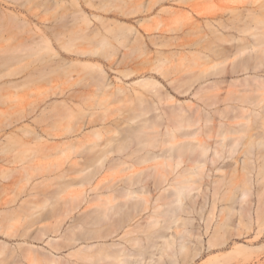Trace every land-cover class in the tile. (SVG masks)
Wrapping results in <instances>:
<instances>
[{
	"label": "rangeland",
	"instance_id": "374dc122",
	"mask_svg": "<svg viewBox=\"0 0 264 264\" xmlns=\"http://www.w3.org/2000/svg\"><path fill=\"white\" fill-rule=\"evenodd\" d=\"M1 1V0H0ZM145 1V0H144ZM153 2L154 1H156V0H152ZM161 3H163L164 5H166L167 7H168V9L169 8H171L170 10H171V12L173 11L174 12V9L177 11V13H166V12H160V13H157V11L158 10H156L155 11V9L157 8V7H159V4L157 3V4H155L154 5V7H153V9H151V11H149V12H146V13H144L145 15H150V16H152L151 17V19H150V21L149 22H147L146 23V26H149V29H150V27L151 26H153L154 25V23H156L157 21H159V19H161L162 20V18L164 19V25L161 27V30H157V31H155V29H151L152 31H149V32H146V28L145 27H143L142 28V26H139V29L141 30V31H143L146 35H148V33H157V34H161V39H163L165 42V44L163 45V46H165V47H160V49L163 51V53H164V55L162 56V55H158V54H156L154 51H155V46L154 45H152V43L150 42V40L148 39L147 41H148V43H149V50H152L153 49V52L151 51V52H149V53H151V55H152V53L155 55V56H153V58L154 59H152V56L149 54V58L150 59H152V61L150 60V61H148V63L149 62H151V63H153V65L152 66H150V68H149V65H150V63H149V65H148V63L146 64V65H148V68L146 69H143V65H145V62H143L144 64L142 65V66H134L137 62H140V61H144V60H142L143 59V57L145 58V55L147 54H145V55H142V57H141V55L139 54L138 55V53H136L137 55H138V57L140 58H138V57H135L136 59H134L133 57H129L128 55V57L130 58V60H132L133 61V59L135 60L133 63H130V62H132V61H130L129 60V58L127 57L126 59H128L129 61V65H127L128 64V62H127V60H126V65L127 66H124L125 65V61H124V64H121V66H120V64L118 65L119 67L118 68H120L121 70H123L124 68H128L129 69V67L130 68H139L138 70H140V72H139V74L138 73H136V74H133L132 76H130V77H127L126 78V76H123L122 74H123V72L121 71V73L120 72H115V71H113V70H110V72H111V75H112V77H114V76H120L122 79H123V81H117V80H115V82L116 83H122V84H125V85H127L128 87H131L130 89H132L133 90V88H137V89H143L142 87H141V85H138V84H136L137 82V80L138 79H141V78H143V77H145V76H149V74H153L155 77H157L159 80H161L162 81V83L167 87L166 89L167 90H169V92L170 93H173L174 94V96H175V98H174V101H175V103H173V105H172V107H173V109H174V107H175V105H177L176 104V102L178 103V101H176V100H179V101H181V103H185V100L187 101L186 103H188L189 102V100H192L193 102L195 101L196 102V106H197V103H198V107L200 108V106H199V104L201 105V110L198 112V111H195V112H198V113H201L202 112V122H198L199 124H197L196 126H194V124H195V122H193V130L191 131V129L192 128H190L189 129V126L187 125V128L188 129H186L185 128V126H184V128L183 127H181L183 124H184V122H186L187 120L189 121V118H190V116H191V112L190 111H187V112H189V115L187 114L186 115V117H187V119L185 118L184 120H183V118L185 117H183L181 120L182 121H180V119H176L175 117H171V116H169V115H172V116H175V114L177 113V106L179 105H177L176 106V108L174 109V110H176V113L174 114V110L173 109H171V110H173V113H172V111H170V108H171V104L172 103H170V101L169 102H165V99L164 100H162V101H164L165 102V105H163V103L161 102H159L158 101V108H160V110H161V112H159L158 111V108H157V110L156 111H158L157 113H158V115H159V113H160V116H161V113H162V115L163 116H161L162 117V119L160 118H157V116L156 115H154V116H156V118L155 119H159L160 121H161V123H163V121H164V125L162 124L161 126L163 127V128H159V127H157L156 129L157 130H155V131H153L152 133H158L159 135H162L160 132L162 131V129H163V131L164 132H166L167 130H169V129H171L173 126V130L171 129V130H169L170 131V133L171 134H169V131H167L166 133L167 134H169V135H167L166 134V136H164L165 135V133L163 132V137H165L164 139H166V141H167V139L169 140V141H167V142H163V141H161L162 140V138H160V136L157 134H154V135H156L155 136V139H156V137L157 138H160V141H161V145H159L158 143H157V146L159 145L160 146V149H158V147L156 146V143H155V145H152V148H153V146H156V148L158 149V150H155V148H149L148 146L149 145H147V146H145L144 148H143V152L142 153H140V151H139V153L138 152H136V153H133V154H131V155H128V154H119V153H117V152H114V153H111V155H110V158H108V162H109V160L111 161L113 158H118V157H122L123 158V160L122 161H127V163H121V164H119V161L117 162V164H118V166L119 167H122L121 169L120 168H118V170H123V171H121V173L119 172V171H117L116 170V172L114 171V169H113V173L112 172H110L111 170H109V171H106L105 169L104 170H102L101 172H100V174L98 173V174H95L96 176V178L94 179H92V181H90V183H88V181H85L84 180V186L82 187V185L83 184H81L82 183V181H83V179L84 178H82V176L81 175H83V173H81V172H83L82 171V169H78L77 167L79 166H74V164L76 163L75 161H77V163H79L80 161H82L83 159V157L81 156V157H79L78 155L77 156H75V155H70V156H72V157H69V158H45V156L44 157H42L41 155L38 157V156H30L31 158H33L32 159V161H31V158L29 159L30 161H28L26 158H29V155H30V151H33V146H35V145H33V146H31L30 147V145H32V144H29V150H26L25 151V149H27L26 147H27V141H29L30 139H31V136L30 135H28V134H25L22 130H21V125H23L24 123H26V122H29V123H32L34 126H35V128L37 129V130H39L40 128H41V126L43 125V123H40V122H38V121H32L31 119H33V118H28V119H26L25 121H21V120H17V110L19 109V103H18V95L14 92V89H11V88H7V90H6V92L3 90V89H6L5 87L2 89V87L0 88V90H3L2 92H1V94L0 95H2L3 97L2 98H0V186L2 187H4L5 185H9V188H10V185L12 186L11 188H15L16 190V192H17V194H19V197L17 198V202H16V197H15V195H17L16 194V192H15V194H14V198L13 199H15L13 202L15 203H13V204H11L12 202V198L10 199L9 197L11 196V195H8L7 193V196H6V194L4 193V192H2V191H5L6 189H1V191L0 192H2L3 194H0V195H2V197L4 196V194H5V197H1V202L0 203H2V205L0 204V211L1 210H5L6 212L8 211H10V212H12V210H9V209H14V207L16 208V209H14L13 210V212L15 213V219L12 217V216H14V215H10L9 216V218H6L5 216L3 217L2 215H0V227L1 228H3L4 226H5V228L6 229H8L7 227H13V230L15 231V227H16V225H18V227H16V229H18L17 231H19V229H20V232L19 233H16V231H15V234H13V230H11V231H3L2 233L3 234H1V232H0V240L2 241H7V242H10V243H12L13 245H16L17 247H18V249L21 247L20 245V247L18 246V243L17 242H20V243H23V242H25V243H28L27 244V246L25 245V246H23L24 247V250L26 249L27 250V248L29 247V245H30V247H31V244L30 243H33V244H35L36 246H34L35 248H37L38 249V253H43V254H46V252H44V251H46V250H48L47 251V254H49V255H53V256H55L58 260H57V262L58 261H63V260H61L63 257H65L66 259H68V260H66L65 258H63V259H65L69 264H73L72 262L73 261H79V262H77V263H81V264H119L123 259H125V260H123V261H125L126 262V264H127V262H130V264H264V169H263V167H264V163H262V162H264V156H263V158H262V154L264 155V147H261V146H264V142H263V139H264V127L263 126H261L260 127V125L258 126V124L256 123V124H253V120L255 121H260V116H258V117H254V113H253V109H258V110H260V112H261V114H263L264 115V103L261 105V102L262 101H264V100H262L261 99V102H258V107H256V105L255 106H253V105H249L248 103L247 104H245V102H247L248 101V97H250L251 98V96H249L248 95V93H247V91L246 90H244V91H246V93L245 94H247L248 95V97H247V95H246V97L245 98H243V96H242V94L244 93V91L242 92V86H239V85H241L242 84V82H240L241 84H239L238 83V81H240V80H242L243 79V77H245L246 78V76L245 75H247V77H248V80H249V78H250V76L253 78V76L252 75H257V77L255 76V78H257L258 79V76H260L261 78L263 77L264 78V59L262 60L261 59V57L262 58H264V55H262V54H264V51H263V49H264V45L263 44H260V42H258L257 41V39L259 38V34H261L262 32L260 31V28L261 27H263V25L261 26V25H259L258 23H260V21L257 23V21L258 20H262V21H264V18H263V16L261 15V13L262 14H264V0H178V1H176V2H174V1H170V0H163V1H161ZM136 4H132V3H129V5H128V8H133L134 6H135ZM170 5L171 6H175L174 8H172V7H170ZM228 8H232L231 9V11L228 9ZM239 8H241V10L239 9ZM248 8H250V12L248 11V13H247V11H246V9H248ZM226 9H227V11H226ZM237 9H239V10H237ZM245 9V10H244ZM253 9V10H252ZM257 9H259V12H257L258 10ZM235 10V12H237V11H241V12H239L240 14H241V17H243V18H246L247 16V22H249V20H252V17L254 18L253 19V21L251 22H249L250 23V25H251V23H252V25L250 26V25H248V29L250 28H256V30L254 31V33H256V37L255 38H257V39H255V41H253V39H254V37H253V30L251 29V32L252 33H250V29L247 31V30H245V31H243L244 29H246V28H244V26H243V24H245L244 23V21H242V20H244L243 18H239V15L237 14V18H239V19H241V21L239 20V21H237L236 19V16L234 15V13H233V11ZM237 10V11H236ZM102 11V10H101ZM246 13H245V12ZM253 11V12H252ZM102 12H104V13H106L105 11H102ZM224 12V13H223ZM232 12V13H231ZM243 13H244V16H243ZM251 13V19L249 18V14ZM252 13H253V15H252ZM259 13V14H258ZM156 14V15H155ZM157 14H159V15H157ZM231 14H233V15H231ZM247 15V16H246ZM228 16H231L230 18L228 17ZM234 16V17H233ZM261 16H262V18H261ZM157 18V19H156ZM223 20V26H227V24L226 23H228V26H229V28H231V27H233V29L232 30H230V29H228V30H226V26L225 27H221V25H222V21L220 22V20L221 19ZM230 20L231 18H234V20H236V21H234L233 23L231 22H228V19ZM236 18V19H235ZM153 19H155V20H153ZM215 19H220L218 22H217V20L216 21H214ZM152 20V21H151ZM157 20V21H156ZM160 20V21H161ZM1 21V20H0ZM154 21H156V22H154ZM230 21H233V19L232 20H230ZM153 23L151 26H150V23ZM207 22H211V25H212V23H214V25L217 27V29H219V30H221L222 31V33L221 32H218L219 33V39H221V37H222V39L221 40H219L218 39V37H217V39L219 40V43L221 44H219L218 42H217V39H216V36H214V34H210V33H213V31L212 30H214L213 29V27H211L210 29H208L210 26H208V23ZM226 22V23H225ZM241 22H243V24L241 23ZM1 23V22H0ZM163 23V22H162ZM170 23V24H169ZM220 23H221V25H220ZM240 23H241V25H240ZM210 24V23H209ZM237 24H239L238 26H237ZM254 24H258L259 26H260V28H258L259 26L257 25V26H254ZM260 24H262V23H260ZM264 24V23H263ZM1 25V24H0ZM232 25V26H231ZM246 25V26H247ZM2 26V25H1ZM155 26H156V24H155ZM170 26H172V27H175L176 26V31H167V28H170ZM199 26H201V28L198 27ZM214 26V27H215ZM195 27V28H194ZM215 27V28H216ZM237 27H240L239 29H241V31H243V32H245L244 34H240V32L237 30L238 28ZM144 28H145V30H144ZM152 28H154V26L152 27ZM0 29H1V27H0ZM3 29V28H2ZM1 29V30H2ZM199 29L201 30V32H202V30H204V29H206V31L208 32V35H209V37H207V38H209V44L211 43L210 42V39H211V41L212 42H214L213 40H215L216 39V44H214L215 46L217 45V47H215L214 46V48H215V50H216V52L214 53V54H216L217 52V54H219L220 53V50H221V52H223L224 50H225V48L226 49H229V52L230 53H232V54H230V53H228V50H227V52L226 51H224L223 53H221L220 55L222 56V54H225V52H226V54L228 55V54H230L231 56V58H229V55H228V57L227 58H229V59H232V60H230L229 62H231L232 61V63L233 62H235L234 60H236V59H238V58H236V57H234L235 56V52L234 51H236V49H237V51L236 52H238V49H240V48H242L241 49V51L243 50H245V49H248L249 48V46H251V48H249L251 51H253V53L251 52V51H249V49H248V52H251L250 53V55L247 53V50H245L246 52H241L240 54L241 55H238V56H242V59L243 60H241V58L239 59V60H237V63L235 62L234 63V65H237V66H230L231 65V63H229L230 65L228 66V67H224V69L226 68V70L224 71V74H223V72L221 71L223 68V66H225L223 63L225 62V60H227V58L225 57L224 59L225 60H222L223 61V63H221L222 61H221V59H222V57H224V56H222V57H220V55L218 56H216V55H213V53H211L210 52V46H208L209 44L207 43V41L208 40H206V38L204 39L205 41L203 42L202 40H203V36H208V35H206V32H205V35H200V36H202V37H200L199 36V34H200V31H199ZM243 29V30H242ZM154 30V31H153ZM164 30V31H163ZM174 30H175V28H174ZM210 30V31H209ZM258 30H259V32H258ZM262 30V29H261ZM263 30H264V28H263ZM262 30V31H263ZM212 31V32H211ZM0 33H2L1 31H0ZM202 33H204V32H202ZM224 33H225V35H224ZM229 33V34H228ZM231 33H233L232 34V36L234 37V38H232V37H230L229 35H231ZM3 34V33H2ZM162 34H163V36L164 37H166L167 36V38L169 37V36H172V35H174V37H176V39H175V42L176 41H178V43H179V45H178V43L175 45V42L174 41H172V42H170V40L168 39H164L163 38V36H162ZM235 34V35H234ZM258 34V35H257ZM1 35V34H0ZM166 35V36H165ZM224 35V36H223ZM236 35H238V36H240L241 37V40L243 41V42H240V44L238 43V41H237V39H239L240 37H237ZM198 36L200 37V38H202V40H197L198 39ZM211 36V37H210ZM253 38H252V37ZM223 37H225V39H229V40H231V39H233V41L232 42H230V43H233V46H230V45H232V44H230L228 41V44H230L229 46H227L228 44H226L225 46L223 45L224 44V42H225V40H224V38ZM237 37V38H236ZM252 39H251V38ZM172 38V37H171ZM236 38V39H235ZM242 38H244V39H248L249 41H246L245 40V42H247V44L244 42V40L242 39ZM173 39V38H172ZM171 39V40H172ZM234 39H235V42H234ZM192 40H195L197 43H203V45L202 46H204V44L206 43L207 44V47L209 48H207L206 46L205 47H198L197 45H196V43L194 42L193 43V47H192ZM240 39H239V41H241ZM169 41V42H168ZM199 41V42H198ZM202 41V42H201ZM251 41V43H249ZM257 41V42H256ZM1 42H5L4 41V39H3V36L1 35L0 36V43ZM167 42L170 44V43H172V46H174V47H171L170 45L168 46V44H167ZM173 42H174V45H173ZM191 42V46H188L189 44L188 43H190ZM223 44H222V43ZM187 43V44H186ZM235 43H237V45L235 44ZM245 43V44H244ZM198 44V45H199ZM205 44V45H206ZM218 44L220 45V46H218ZM235 44V45H234ZM239 44V45H238ZM251 44V45H250ZM252 44H253V46H252ZM196 45V46H195ZM201 45V44H200ZM199 45V46H200ZM213 44L211 43V46H212ZM223 45V46H222ZM3 46H4V43H2L1 45H0V52H2L1 50H3ZM177 46V47H176ZM225 47V48H222V47ZM241 46V47H240ZM254 46H257V48L255 47L254 48ZM213 47V46H212ZM228 47V48H227ZM238 47V48H237ZM252 47L254 48V49H252ZM128 48H130V47H128ZM151 48V49H150ZM207 48V49H206ZM216 48H222V49H216ZM259 48H261V50H259V52L261 53V54H258V56H257V50L259 49ZM124 49V51H127V48L125 49V48H123ZM179 52H177L176 50ZM194 49H196V52H197V50L198 51H200V52H203L202 54H203V56H202V54L200 55V54H198L197 53V56L199 55L200 57H202L203 59H202V61H204L205 59H210V58H212L213 60H211V62H210V64H211V67H212V61H214V63L215 64H213V65H215V67L217 66V68H216V70H218L219 69V65L221 66V64H223L222 65V67H220L221 68V70H218V72H217V75L218 76H216V71H215V67H210V66H208V65H202L203 64V62L201 61V59H199V58H197V60L199 61V62H202V63H200V65H202V66H200V68L201 69H203V66L206 68H211L212 69V72H214V73H212L211 71L209 72V70L208 71H206V72H209V73H212L213 74V77L212 76H209V78H208V76L206 77V79H203V80H201V78H199L198 76L200 75V74H202L203 72H205V70L202 72V73H200L198 76L196 75L195 77H198L199 79H198V82H193L194 83V85L195 86H193V88L191 87V90L189 91V88L188 87H185V88H187L186 89V92L184 91V94L183 93H181L180 94V92H181V90L183 89V87L187 84V86H189L190 84H191V81H189V80H191V78H190V75H188V73L186 74V76L188 75L189 76V78L190 79H188V77H186V79H188V81L190 82V84H188V82L185 80V74H184V76L182 75L183 73H186L187 71H189L190 69L192 70L194 67H196L200 72H201V70L199 69V65H198V67L197 66H194V64H193V66H191V64H189L190 62V59H192L193 60V57H195V56H193L194 55ZM206 51H205V50ZM213 49V48H212ZM233 51H232V50ZM172 51L173 50V52L172 53H174L175 51L178 53L176 56H174V57H172L171 55V57H172V59H173V61H172V59H170V57H169V55L168 54H170V52L168 53V51ZM175 50V51H174ZM208 50V51H207ZM217 50H219V51H217ZM232 52H231V51ZM129 51H131V49L130 50H128V52ZM212 51V50H211ZM255 51H257L256 53H254ZM213 52V51H212ZM233 52H234V56H233ZM127 53V52H126ZM130 53H132L133 54V52L131 51V52H129V53H127V54H129V55H131ZM171 53V54H172ZM192 53H193V55H192ZM205 53H207V54H209L210 56H211V54H212V56L210 57V58H208V55H206L205 56ZM211 53V54H210ZM243 53H244V56H245V58L246 59H249V61H247L246 59H244L243 57ZM2 54H4L3 52H2ZM2 54H0L1 56V61H3V55ZM196 54V53H195ZM239 54V53H238ZM245 54H248L247 56L249 57H251V55H253V57H247ZM173 55H175V54H173ZM261 55V57L259 58V56ZM132 56H136L135 55V53L132 55ZM190 56H191V58H190ZM232 56L234 57V58H232ZM257 56V57H256ZM147 57H148V55L146 56V59H147ZM159 57H162V59L161 60H159ZM166 57H168V58H166ZM217 57H219V61H218V58ZM138 58V59H137ZM196 58V57H195ZM254 58V59H253ZM165 59H167V60H171V61H169L170 63L169 64H167L168 63V61L167 60H164ZM253 59V61H251ZM260 59H261V61H260ZM136 60H138V61H136ZM162 60H163V62H162ZM189 60V61H188ZM192 60H191V62H192ZM195 61H193L194 63H196L197 62V60L196 59H194ZM215 60H217L216 62L217 63H219L218 65H217V63L215 62ZM255 60H257V61H259L260 63L261 62H263L261 65L260 64H257V63H255L256 61ZM0 61V62H1ZM145 61H147V60H145ZM160 61H161V64L163 65V63H165V64H167V65H164L165 67H167L168 65V67L166 68V69H164V67H160L159 66V64H160ZM167 61V62H166ZM189 62L188 64H186V62ZM206 61V60H205ZM210 61V60H209ZM221 61V62H220ZM228 61V60H227ZM241 61V63L242 64H240L239 62ZM245 61H247L246 62V64H245ZM199 62H197L195 65H197V64H199ZM207 62V61H206ZM205 62V63H206ZM255 63V65H259L260 67H258V66H256V68H259L258 70H256V68H254V70H253V67H254V63ZM123 63V62H122ZM142 63V62H141ZM226 63V62H225ZM245 64V66L247 65V67H246V69H242L243 68V66H244V64ZM248 63V64H247ZM1 64V63H0ZM208 64V63H207ZM209 64V65H210ZM227 64V63H226ZM139 65H140V63H139ZM145 65V66H146ZM174 65H176V68H175V70H174V72H172L171 71V68L170 67H172L173 66V68H174ZM188 65L189 66H191L192 68H190L189 70L188 69H185L186 68V66L188 67ZM228 65V64H227ZM239 65H240V68H239ZM144 66V67H145ZM185 66V67H184ZM245 66H244V68H245ZM140 67L142 68V70L140 69ZM155 67H159V68H161V71H163V72H158L156 69H154ZM238 67V68H237ZM250 67V68H249ZM169 68V69H168ZM196 68H194V69H196ZM206 68V69H207ZM236 68V69H235ZM127 69V70H128ZM196 69V70H197ZM223 69V70H224ZM248 69V70H247ZM125 70V69H124ZM187 70V71H186ZM196 70H194V71H196ZM227 70H229V71H227ZM235 70V71H234ZM243 70V71H242ZM247 70V71H246ZM256 70V71H255ZM193 71V70H192ZM191 71V72H192ZM222 73H221V72ZM230 71H231V73H230ZM238 71V72H237ZM144 72V73H143ZM176 72H177V74H176ZM190 72V73H191ZM198 72V71H197ZM206 72L204 73V74H206ZM234 72V73H233ZM241 72H243V73H241ZM199 73V72H198ZM221 73V74H220ZM227 73V74H226ZM237 73V74H236ZM141 74V75H140ZM165 76H163V75ZM169 74V75H168ZM182 75V76H180V77H182L183 78V81H179V82H182V83H184L185 81L187 82H185L186 84L185 85H183V86H181L182 88H180L181 90H180V92L178 93V90H179V88L177 89V90H175V89H173V86H175V84H178V87H179V84L180 85H182L181 83H179L178 82V80H181L180 78H178V80H176V82H178V83H172V84H170V80H173V81H175V79H177V78H175L177 75H178V77H179V75ZM193 74V73H192ZM194 74H196V72L194 73ZM124 75H125V73H124ZM220 75H222V76H220ZM248 75H250V76H248ZM171 76V77H170ZM192 76V75H191ZM194 76V75H193ZM201 76V75H200ZM167 77V78H166ZM169 77V78H168ZM172 78V79H171ZM203 78H204V75H203ZM229 78V79H228ZM241 78V79H240ZM244 78V79H245ZM261 78H259V79H261ZM262 78V79H263ZM121 79V80H122ZM193 79V78H192ZM196 80H197V78H195ZM211 79H212V83H215V80L217 81H219V80H221L222 81V79H223V81L225 80V84L227 83L229 86H235V84H239V85H236V89L235 90H233V88H231L232 89V91H231V89L229 90V92H230V95H228V97L229 96H233L234 95V99H235V97L236 96H238L237 94H238V91L239 90H241V92H242V94L241 95H239V96H241L242 97V99H244L243 101H245L244 103L241 101L242 99L241 98H238L237 99V97H236V101L235 102H232V101H234V100H232V98H231V100H229L228 101V98L226 97L227 96V94L226 93H224V92H227L228 91V88H227V86H224V83L222 82L221 83V86H222V84H223V86L225 87V88H223V86L221 87L220 86V88L221 89H224L225 91L222 93V94H220L219 95V97L221 96V95H223L224 96V94H226L225 95V97L226 98H224L226 101L225 102H222V101H224V100H222L221 99V97L219 98V97H217V98H219V100L221 99V101L220 102H222L221 104H220V102L218 101L217 103H219V105H217L215 102H214V104H216L215 106H214V104L213 103H210V100H211V98H208L209 100V103L210 104H213V106L211 107H209V106H206L205 104H204V102H202V101H207V95L209 94L210 95V93L211 92H213V91H209V93L207 92V90H206V92L208 93L206 96H204V97H206V99H202V100H198L199 99V95H198V93L201 91V90H198L199 88L198 87H200L201 85H204V83H205V85H206V83L207 82H209L210 81V83H211ZM227 79H228V82L229 81H231V84H232V80L234 79V81H235V79H238V80H236V82L237 83H235L234 84V82H233V84L234 85H230L228 82H227ZM232 79V80H231ZM242 80L243 82L247 79H245V80ZM251 79V78H250ZM258 79V80H259ZM261 79V80H262ZM195 80V81H196ZM200 80V81H199ZM247 80V81H248ZM253 80V79H252ZM252 80H250L251 82H252ZM264 80V79H263ZM132 81H134V82H132ZM170 81V82H169ZM192 81H194V79L192 80ZM260 81V80H259ZM131 82L133 83V85L131 84ZM136 82V83H135ZM250 82V83H251ZM264 82V81H263ZM2 83V81H0V84ZM127 83V84H126ZM192 83V84H193ZM210 83H208V84H210ZM211 83V85H213V87L211 86V88H212V90L214 89V87L216 86V85H214V84H212ZM217 83V82H216ZM215 83V84H216ZM248 83V85H249V82H247ZM246 83V84H247ZM259 82H255L254 83V87H256L257 86V84H258ZM262 83V82H261ZM208 84H207V86H208ZM244 84V83H243ZM253 84V83H252ZM173 85V86H172ZM204 85V86H205ZM218 85H220L219 84V82L217 83V86L215 87V88H217V89H219L218 88ZM247 85V86H248ZM251 85V84H250ZM264 84H262V86H260L259 85V87H264L263 86ZM0 86H2V85H0ZM177 86V85H176ZM210 86V85H209ZM228 86V87H229ZM8 87V86H7ZM133 87V88H132ZM203 87V86H202ZM206 87V86H205ZM204 87V88H205ZM239 87V88H238ZM245 87H246V85H245ZM259 87H256V88H259ZM201 88V87H200ZM208 90H211V88L209 87H206ZM249 88H251L252 90L254 89L253 88V85H251ZM255 88V90H253V91H257V89ZM261 88H259L258 90H261L260 92L261 93H255L256 94V96L258 95V94H262L263 93V91H262V89ZM203 89V88H202ZM244 89H246V88H244ZM264 89V88H263ZM188 90V91H187ZM196 90H198V91H196ZM215 90V89H214ZM238 90V91H237ZM247 90H249V89H247ZM182 91V92H183ZM221 90L219 89V93H221L220 92ZM223 91V90H222ZM251 91V90H250ZM252 91V92H253ZM7 92H10V93H12V94H8ZM187 92H189L188 94H186ZM195 92H198L197 94L195 93ZM218 91L216 90V91H214L213 93H212V95H213V97H212V95H210V97H212V100L213 99H215V97H216V95L217 94H219V93H217ZM232 92V93H231ZM241 92H239V93H241ZM252 92H250V93H252ZM194 93H195V95L196 96H192V95H194ZM200 93H203V91L202 92H200ZM199 93V94H200ZM205 93V92H204ZM237 93V94H236ZM229 94V93H228ZM235 94H236V96H235ZM244 94V95H245ZM197 95H198V97H197ZM204 95V94H203ZM203 95H202V97H200V99L201 98H204L203 97ZM215 95V96H214ZM250 95H252V94H250ZM200 96H201V94H200ZM218 96V95H217ZM223 96H222V98H223ZM238 96V97H239ZM259 96V95H258ZM258 96H257V98H258ZM264 96V95H263ZM1 97V96H0ZM197 97V98H196ZM255 97V96H254ZM260 97V96H259ZM217 98H216V100H217ZM229 98V99H230ZM253 98V97H252ZM251 98V99H252ZM257 98H255L256 99V101H257ZM261 98V97H260ZM4 99V100H3ZM241 99V100H240ZM247 101H246V100ZM255 99H253V100H255ZM250 100V99H249ZM252 100V101H253ZM118 103H119V105H121L122 103H123V101H120V102H122L121 104H120V102H119V100H116ZM113 102L112 103V105H111V101H109V104L107 103V105H102V107H104V108H102L103 110L105 109V111H102V115L103 116H108V119H107V116H106V119L107 120H105V122L104 121H100L97 125L99 126V127H101V128H103V125H105V126H107V125H111V124H113V125H111V128L113 127V128H117V130H120L121 132H119V131H117V130H115L114 129V132L115 131H117L118 133H117V135H114L113 136V133L112 132H110L109 134L110 135H108L106 132L108 131V129L109 130H111L110 129V127L108 128V127H106V128H108V129H106L107 131L105 132V130H104V128H103V133H104V135H105V139H104V136H103V139H104V141L102 140L101 142H105L106 141V136H107V138L109 139H111V137H109V136H113L112 137V139L114 138L115 139V137L117 136H119L118 134H122L123 132H127V128H129L128 126H129V124L132 122V124L133 123H135V122H139L138 121V118L135 120H133V121H131L130 123H129V120H127L126 119V117H128V115H126V111H128L127 113L128 114H130L132 111L133 112H135L133 109L135 108V106H136V103L138 102H135V103H133L132 101V104H133V106H134V104H135V106L133 107V106H131L132 104H131V102L129 103V101H124L125 103V105H124V108H123V106L121 105V107H122V109H124V112L120 109V107H119V109H116V108H118V107H116V106H118V103L117 102ZM208 101H207V103H208ZM214 101V100H213ZM240 101V102H239ZM258 101H259V98H258ZM108 102V101H107ZM127 102H128V104H127ZM172 102V101H171ZM194 102V103H195ZM243 104H242V103ZM116 103H117V105H116ZM166 103H170V105L169 104H167L166 105ZM184 104V105H182V107H186L187 108V104ZM192 103V102H191ZM194 103H192L191 105H190V103H189V105H188V108H187V110H190L192 107H193V104ZM253 104H257V103H255V101H253L252 102ZM260 103V104H259ZM138 104V103H137ZM160 104H162V105H160ZM229 104L230 105H233L236 109V111L234 112V111H229V109L231 110V107H232V110L234 109V107L233 106H231L230 108H228L229 107ZM237 104V106H235ZM108 105H111V107L113 106V109L111 108L110 109V107H108ZM128 105H130L129 107L132 109V107H133V109L131 110L130 108H128L127 106ZM207 105H209V104H207ZM228 105V106H227ZM167 106L169 107L168 109H169V113H167L166 111L168 110H165L164 109V107L165 108H167ZM180 106V105H179ZM192 106V107H191ZM196 106L195 107H193L192 109L193 110H195V108H196ZM238 106H241V109L239 110V108H238ZM243 106V107H242ZM125 107H127L128 109L126 110V108ZM191 107V108H190ZM228 108V110L226 109V108ZM93 108V110H95L94 111V116H96V114H98V116L100 115L99 113H101V107L99 106H97V108L95 107H92ZM107 108H109V109H107ZM163 108V109H162ZM181 108V107H180ZM198 108V109H199ZM203 108H205V109H203ZM218 108H219V113H215V112H217V111H215V109H217L218 110ZM220 108H222V109H220ZM238 108V109H237ZM242 108L243 109H245L244 110V112H243V110H242ZM263 109V111H262V109ZM136 109V108H135ZM178 109H179V107H178ZM191 109V111L193 112V110ZM223 109H225V111L227 110V111H229V112H231V113H233L231 116L233 117V115H234V113H235V115H234V117L233 118H235L237 121V123H238V121L240 120V112H241V114L243 113H246L247 115H249L250 113L252 114V115H249L247 118H249L250 120L252 119V124L254 125H252L251 124V128H253L254 127V130H255V128L258 126V127H260L261 129H258L260 132L259 133H261L262 134V136H261V134H259L258 136H256V133L257 132H255L256 130H257V128H256V130L255 131H251V130H253V129H247L248 131H245V134L247 133V132H249V134L250 133H253V132H255L254 133V135L256 136L255 138H254V140L255 141H253L252 143H253V146L252 147H254L255 148V150H254V152H252L253 154H255V156H252V157H250V159H251V161L252 160H254L253 161V163L251 162V164H254V166L256 167V169H255V167H254V169L255 170H252V172L253 171H255L254 173H253V175L251 176V175H248V177L249 178H247V179H251V177H252V179H253V181L251 182V183H253L252 185L250 184V183H248V186L250 185V189H249V192H250V194H249V192H248V196H247V198H246V200H244V201H241V202H239V201H237V198L236 197H238V195L239 194H241V191L243 190V189H247V184H246V180H245V184L246 185H244V183L243 182H239V178H240V181L242 180L241 178H246V175L247 174H245L244 172L242 173V170L243 169H238V171L239 170H241V171H239L240 173H238V171L237 170H235V171H237L235 174H234V176H232V172H231V170H229V169H233V166H235L236 165V161L238 160L237 158L239 157V159H241L242 157L244 158L245 157V155L243 156V154H244V151L243 150H241L242 148H244L245 149V146H246V141H245V139H247V142H248V147H249V142H250V145L252 144L251 143V141H252V139H250L251 137H252V135L251 136H249L248 135V138H249V140H248V138H247V135H245V139H243L245 142L244 143H240V144H242V145H238V148H239V150L238 149H236V152H238L237 154H236V152H235V156L234 155H232V157H231V159L229 158L230 157V154H233L234 152H230L229 153V149H230V147H229V149H228V145L229 146H231L232 145V141H234V139L235 138H233V140H231L230 141V139L232 138V136L234 137V131H232V133H233V135L231 136L230 134H228L230 137H228V138H230L229 139V141L227 140V137H225V136H228V135H225V133H224V131L226 132L227 130H229V129H225L224 130V127L226 126V124L228 123L227 121L229 120V119H224V117H220V113H222L221 112V110L224 112V110ZM250 109H251V111H250ZM119 110V111H118ZM181 110H182V108H181ZM197 110V109H196ZM207 110V113H208V115H210V117L211 118H215L214 120L212 119L211 120V118H209L210 119V121H206V118H205V116H207V113H205V111ZM214 110V111H213ZM117 113H119L120 111H122L121 113H119V114H117ZM137 111H138V109H137ZM155 111V110H154ZM153 110H151L150 111V113H147V115L148 114H151V113H153L154 112ZM155 111V112H156ZM166 112V114H168V115H166L165 113H163V112ZM183 111V110H182ZM184 111H186V109L184 110ZM226 111V112H227ZM103 112H105L106 113V115H104V113ZM110 112V114H111V117H110V114H107V113H109ZM113 112H115L114 114H113ZM179 112H181L180 110L178 111V115H179ZM236 112H238V113H236ZM156 113V114H157ZM172 113V114H171ZM185 113V112H184ZM184 113H182V116H183V114ZM205 113V114H204ZM228 113V112H227ZM231 113H229V114H227L228 115V117H226V118H232L231 116L229 117V115L231 114ZM249 113V114H248ZM123 114L124 115H126V117L124 118V117H122L123 116ZM193 114V113H192ZM194 114H197V113H194ZM222 114H224V113H222ZM222 114H221V116H222ZM131 115H134V113L132 114L131 113ZM177 115V114H176ZM177 115V116H178ZM185 115V114H184ZM200 115V114H199ZM121 116V117H120ZM148 116H150L151 117V115H148ZM154 116H153V114H152V118L151 119H153L154 118ZM180 116V115H179ZM178 116V117H179ZM193 116H195V118L194 117H191V118H194V119H198L199 118V116L197 117L196 115H193ZM213 116V117H212ZM262 116V115H261ZM130 117V116H129ZM159 117V116H158ZM197 117V118H196ZM209 117V116H208ZM244 117V116H243ZM262 117H264V116H262ZM44 118V117H43ZM110 118V119H109ZM123 118V119H122ZM144 118H145V116H144ZM146 118H147V116H146ZM146 118H145V121H146ZM163 118H165V119H163ZM172 118V119H171ZM181 118V117H180ZM239 120H238V119ZM117 119H119V120H117ZM148 119H150V118H148ZM154 119V120H155ZM174 119H176L175 121H180V122H182L183 124L181 125V123H178V124H180V125H178V126H180L181 127V129H179L178 127V130L175 128V126H177V122H175V121H172V120H174ZM199 119H201V118H199ZM241 119H243V120H240V122L241 123H244V118H242L241 117ZM248 119V120H249ZM34 120V119H33ZM123 120V122H124V124H125V126L123 127V126H121L122 124H123V122H122V124H120L121 123V121ZM153 120V121H154ZM159 120H155V121H157L156 122V124H155V121L152 123V122H150L151 124H152V128H153V125L155 124V125H157V123H158V121ZM169 120V121H168ZM208 120V119H207ZM232 120H234V119H231L230 120V124H231V121ZM249 120V121H250ZM262 120V119H261ZM263 120H264V118H263ZM262 120V121H263ZM149 121H151V120H149ZM149 121H146L147 123H148V126L150 125V123H149ZM188 121L186 122V123H188ZM191 121H194L193 119L191 120ZM201 121V120H200ZM219 121H222V124H223V122L225 123V122H227V123H225V126H224V124L222 125ZM243 121V122H242ZM245 121H246V119H245ZM255 121V122H256ZM66 122V121H65ZM64 122V123H65ZM126 122H128L129 124H127L126 125ZM146 122H145V124H146ZM197 122V121H196ZM209 122V123H208ZM233 122H235V121H233ZM232 122V123H233ZM238 123V125H236V123L234 124V125H229V123L227 124L228 126H231V130H234L235 128H237L238 129V131L240 130V132H241V128L239 129V127H236V126H239L241 123ZM254 122V123H255ZM186 123L184 124V125H186ZM246 123H247V125L249 124V122H247L246 121ZM142 124H144V123H142ZM171 124V125H170ZM174 124H176V125H174ZM190 124H191V122H190ZM220 124V125H219ZM63 126L65 125V124H62ZM67 125V124H66ZM102 125V126H101ZM131 125V124H130ZM147 125V124H146ZM167 125H169V129H165V128H167ZM202 127H201V126ZM213 125H215L216 127H214ZM242 125V124H241ZM240 125V126H241ZM257 125V126H256ZM263 125V124H262ZM127 126V128H126V130H124L125 129V127ZM165 126V127H164ZM198 126V127H197ZM223 126V127H222ZM235 128H234V127ZM245 126H246V124L244 123V125H243V129L245 128ZM249 126H250V124H249ZM249 126H247V128L249 127ZM256 126V127H255ZM120 127H123L122 129L120 128ZM151 127V126H150ZM149 127V128H150ZM195 127V128H194ZM199 127H201L200 129H199ZM209 127H211V128H209ZM227 127V126H226ZM112 128V129H113ZM148 128V129H149ZM176 130H175V129ZM221 128V129H220ZM228 128H230V127H228ZM234 128V129H233ZM91 129H93V125L92 124H89L88 125V127H86V129L84 130V132L86 131V132H88L89 130H91ZM151 129V128H150ZM154 129H155V127H154ZM154 129H152V130H154ZM159 129H161L160 130V132H159ZM166 131H165V130ZM210 129V130H209ZM214 129L216 130V131H214ZM237 129H235V131H237ZM124 130V131H123ZM145 130H147V129H145ZM191 131V134L193 135V136H188V137H186L187 135H185L186 133H187V131ZM196 131V133H200V134H197L195 137H194V134H196V133H194L193 131ZM207 130H208V133H207ZM219 130H220V132H219ZM224 130V131H223ZM245 130V129H244ZM113 131V130H112ZM174 133H173V132ZM189 131V132H190ZM214 131V132H213ZM243 131V130H242ZM251 131V132H250ZM176 132H177V135H176ZM185 134H184V133ZM211 132V133H210ZM230 132V131H229ZM240 132H237V136H239L241 133ZM111 133H112V135H111ZM148 133V134H147ZM147 133L145 134V136H146V141H149L148 139H147V137L149 138L150 137V139L151 138H153V134L152 133H149L148 131H147ZM194 133V134H193ZM231 133V134H232ZM240 133V134H239ZM116 134V133H115ZM124 134V133H123ZM122 134V136L120 135V137H118V138H124L125 137V134L123 135ZM128 134V133H127ZM175 134V135H174ZM239 134V135H238ZM242 134L244 135V131L242 132ZM188 135H190V133L188 134ZM211 135V136H210ZM235 135V136H236ZM243 135H241L240 137V139H242V136ZM124 136V137H123ZM161 136V137H162ZM172 136V137H171ZM174 136V137H173ZM225 138H224V137ZM260 136H261V138H260ZM26 137H30V139H28V138H26ZM116 137V138H117ZM168 137V138H167ZM171 137V138H170ZM196 137H198V139H200L201 140V142L203 143L204 142V140L206 141L205 142V145L206 146H209V145H207L208 143L211 145V146H209L210 147V152L212 151V150H215V148L216 147H218L219 148V150L220 151H222L223 150V152H221L220 153V155H218V156H215V160H213V162H211V161H208V163L206 164V166L204 165V167L201 165L200 167H198L199 165H197L198 164V162L200 163V161H194L195 159H199V160H203L204 161V159H205V157L207 158V156H204L203 158L204 159H201L202 157L201 156H199V154L201 155V149L199 150V144H200V141H198V139L196 138ZM20 138H23V139H25L24 141H26V142H24L25 143V149H23L22 150V152H24V153H21L20 154V151H21V147L23 148V144H20L21 142H22V139H21V142L19 141V143H15V141L16 142H18V140L20 139ZM117 138V139H118ZM190 138H192V139H190ZM261 140H260V139ZM15 139H18V140H15ZM188 139L189 140H193V141H188ZM237 139H238V137H237ZM260 140L263 144H259V146H257L258 145V142H256L257 140ZM154 140V139H153ZM158 140V139H157ZM171 140V141H170ZM198 142H197V141ZM203 140V141H202ZM221 140H223V142L221 141ZM243 140H242V142H243ZM251 140V141H250ZM115 141V140H114ZM118 140H116V143H118L117 142ZM150 141H152V140H150ZM150 141H149V143H150ZM185 141H188L189 143L188 144H190L191 146H195V148H197V150L194 152L193 150L195 149L194 148V146L193 147H191L190 145H186V146H190L192 149H188L189 151H186L185 149H187L188 147H186L185 146V144H186V142ZM207 141H208V143H207ZM223 143H221V142ZM120 142H121V139H120ZM153 142V141H152ZM172 142H174V143H172ZM180 142H181V146L182 147H184L185 146V149L184 148H182V149H184L183 151L185 152H181V149H180V153H183V155H179V149H178V147L180 146H178V143L180 144ZM184 144H183V143ZM192 142H193V144H192ZM196 142V143H195ZM227 142V143H226ZM116 143H114V144H116ZM148 143V144H149ZM173 144L174 145V149H175V145L177 146V148H176V153L178 154V157L177 158H183V157H185L184 159L185 160H183V159H181V160H179V159H177L179 162L180 161H182L181 162V164H179V166L177 167V163H176V156H175V152H173L172 151V153H173V156H174V161L175 162H173L174 164H172L170 161V159H172V157H165L166 158V160H163L162 162H166L167 160H168V162L169 163H171L172 165H174L173 166V171H172V174L170 173L171 172V170H169V169H165L164 167H166L167 166V164H168V162H167V164L165 163H163L164 165H166V166H164L163 168H162V166H160V168H162L163 170H161V171H163L162 172V174L163 173H165L166 172V170H168V172H166V173H170L169 174V176L168 175H166V174H164L165 175V177H164V179H163V176L164 175H162V177L161 178H159L158 176H157V173H152V174H154V176H153V179H152V176H151V178L149 179L150 180V182L148 183V185H147V183H143L144 182V180L142 181V184L141 183H137V185L138 186H136V182H134L135 180H136V178L135 177H137V171H138V169L139 168H146L145 170H149V169H147V168H149L150 166L151 167H153V169L155 168V166H153L155 163V165L157 166V165H159V164H157V160H160V159H158V155H161L162 153H163V149L161 148V146L163 147V144ZM176 143V144H175ZM207 143V144H206ZM226 143V144H225ZM246 143V144H245ZM16 144H18V145H21V146H18V145H16ZM166 144L164 145V147L163 148H166L167 146H166ZM195 144H197V145H195ZM222 144V145H221ZM16 145V146H15ZM172 145V146H173ZM184 145V146H183ZM204 145V144H203ZM220 145H221V147H220ZM225 145H226V149H224L225 148ZM255 145V146H254ZM172 146H170V148L172 147ZM197 146V147H196ZM213 146V147H212ZM241 148H240V147ZM17 147V148H16ZM147 147V148H146ZM189 147V148H190ZM215 147V148H214ZM223 147V148H222ZM247 147V146H246ZM247 147V148H248ZM9 148H11V149H9ZM30 148H32V150L30 149ZM146 148V149H145ZM168 148V147H167ZM173 148V147H172ZM179 148H181V147H179ZM194 148V149H193ZM213 148V149H212ZM217 148V149H218ZM246 148V149H247ZM174 149H172V150H174ZM212 149V150H211ZM245 149V150H246ZM249 149V148H248ZM9 152H8V151ZM150 150V151H149ZM166 150V149H165ZM164 150V153L162 154V155H166L167 153L170 155L171 153H169V152H167V151H165ZM168 150V149H167ZM170 150V149H169ZM168 150V151H169ZM198 150H199V153H198ZM208 150V151H209ZM250 150V149H249ZM257 150H259V152L257 151ZM2 151H5V152H2ZM29 151V152H28ZM152 151H155V152H153V153H156V152H158V153H160V151H162V153L161 154H158L157 153V158L155 159V158H153V159H155L156 161H154L151 157L153 156V155H155V154H153L152 155ZM175 151V150H174ZM191 151V152H190ZM193 151V152H192ZM227 151H228V153H229V155L227 156ZM263 153H262V152ZM26 152H28V153H26ZM146 152H151L150 154H151V156L150 157H148L147 155L149 154H147L146 156L144 155V154H146ZM170 152H171V150H170ZM198 153V155H197V153ZM210 152H207L208 154L210 153ZM214 152V151H213ZM239 152H243V154H241L240 153V155H239ZM258 152V153H257ZM166 153V154H165ZM175 153V154H174ZM194 153H195V155H194ZM224 153V154H223ZM249 154H250V152H248ZM252 153H251V155H252ZM262 153V154H261ZM17 154H18V156H17ZM26 154H28V155H26ZM31 154H32V152H31ZM135 154V155H134ZM176 154V155H177ZM189 154H190V158H189ZM195 156H193V155ZM211 154H213L212 152L209 154V156H211ZM257 154H258V156H257ZM259 154H261V155H259ZM25 155V156H24ZM125 155H127L126 157H124ZM144 156V157H140V156ZM187 155V156H186ZM191 155L193 156V157H191ZM224 157H223V156ZM2 156V157H1ZM118 156V157H117ZM138 156V157H137ZM170 156H172V154L170 155ZM179 156H182V157H179ZM197 156V157H196ZM221 158H220V157ZM248 156H250V155H248ZM113 157V158H112ZM133 157V158H132ZM137 157V158H136ZM163 157V156H162ZM211 157H213V155L211 156ZM218 157V158H217ZM241 157V158H240ZM261 157V158H260ZM127 158V159H126ZM134 158H136V160L134 159ZM140 159V160H142V162H143V160L144 159H146V163H142V162H140L139 163V161L140 160H138V162H137V159ZM142 158H144V159H142ZM159 158H161V157H159ZM164 158V159H165ZM168 158H170V159H168ZM195 158V159H194ZM216 158L218 159V160H216ZM226 158H228L227 160H226ZM235 158H236V161H235ZM259 158H260V160H259ZM26 159V160H25ZM163 159V158H162ZM190 159V160H189ZM193 159V160H192ZM262 159V160H261ZM153 160V163L151 162ZM170 160V161H169ZM173 160V159H172ZM206 160V159H205ZM232 160V161H231ZM234 160V161H233ZM28 161V162H27ZM79 161V162H78ZM84 161H85V158H84V160L82 161V163L84 164ZM132 161V162H131ZM147 161H149L148 162V164H147ZM30 162H32V165H31V163ZM128 162H130V163H128ZM178 162V163H179ZM189 162H190V164H189ZM196 162V163H195ZM215 162V163H214ZM217 162V163H216ZM228 162H230V164L228 163ZM234 162H235V165H234ZM27 163H28V165L30 164V167L27 165ZM53 163H61L62 164V166H60V169L59 168H55L54 169V166H53ZM73 163V164H72ZM82 163H79L80 164V166L81 165H83ZM131 163H133V164H131ZM188 163V164H187ZM196 164L195 165V167L193 166V164ZM23 164H24V166H23ZM60 164V165H61ZM74 166H72V165ZM130 164L132 165V167L130 166ZM143 164H145V165H143ZM153 164V165H152ZM170 164V165H171ZM177 164V165H176ZM226 164V165H225ZM233 165L232 166V168H230V166L229 167H227V165ZM256 164V165H255ZM262 164V168L260 169L262 172L261 173H259V170H258V166H260ZM25 165H27V167L25 168ZM133 165H134V167L135 166H137V167H135V169L136 168H138V169H136V170H134V172L133 173H136V174H133L132 173V170H133ZM161 165H162V163H161ZM169 165V164H168ZM169 165V166H170ZM117 166V167H118ZM128 167V166H130V167H128L129 169H131L130 171H128V168L126 169V168H124V167ZM147 166H149V167H147ZM175 166H176V170L177 171H175ZM198 168H197V167ZM251 166V165H250ZM72 167V170L70 169ZM150 167V168H151ZM168 167V166H167ZM185 167V168H184ZM194 167V168H193ZM13 168H14V170H13ZM16 168V169H15ZM74 168H77L78 169V171L80 172V173H78V171L76 172L75 170H73ZM81 168V167H80ZM179 168V169H178ZM190 168V169H189ZM220 168V169H219ZM252 168H253V165H252ZM4 169H5V171H4ZM68 169V170H67ZM76 169V170H77ZM128 171V172H126V170ZM159 169V167L158 168H156V170H158ZM185 169H187V170H185ZM225 169L227 170L226 172H225ZM234 169H236V168H234ZM263 169V170H262ZM7 170V171H6ZM12 170L14 171V172H12ZM67 172H66V171ZM143 170V169H142ZM155 170V169H154ZM156 170H155V172H156ZM164 170H165V172H164ZM183 170H185V172L183 171ZM9 171H11L10 173H9ZM69 171V172H68ZM73 171V172H72ZM75 171V172H74ZM136 171V172H135ZM141 170H139L138 172H139V174L141 173L140 172ZM151 171V170H150ZM150 171H148L149 173H147L146 171L144 172V170H143V172L144 173H146V175H148V174H150ZM159 171H160V169H159ZM175 171V172H174ZM181 171V172H180ZM183 171V172H182ZM233 171V170H232ZM3 172V173H2ZM4 172H5V175H3L4 174ZM26 172H27V174H26ZM107 172H108V175H107ZM117 172H119V173H117ZM123 172V173H122ZM132 173V175L134 176V178H132V177H130V181L131 182H134L133 184L131 183V182H129V180H127V182H125V180H126V178H127V176L128 175H131V173ZM158 172V171H157ZM178 172H180V173H182V176H180V173H178ZM228 172H231L230 174L228 173ZM8 173V174H7ZM12 173V174H11ZM109 173H112V174H109ZM126 173V174H125ZM160 173V172H159ZM158 173V174H159ZM239 175H238V174ZM260 175H259V174ZM263 173V174H262ZM11 174V175H10ZM29 174H31V175H29ZM81 174V175H80ZM85 174V173H84ZM106 174V175H105ZM117 174V175H116ZM138 174V175H139ZM176 174H179V175H177L176 176ZM237 174V175H236ZM245 174V176H243ZM11 177H10V176ZM14 175V176H13ZM26 175V176H25ZM116 175V176H115ZM126 175V176H125ZM131 175V176H132ZM146 175H145V180L147 179L146 178ZM235 175L236 176H238V177H235ZM241 175L243 176V177H241ZM262 175V176H261ZM7 176H9V177H7ZM16 176V177H15ZM24 176V177H23ZM28 176V178H25V177H27ZM30 176V177H29ZM79 176H81V178L82 179H80L79 180ZM102 176H104V181H101L100 182V185L101 186H103L104 184L105 185H107L106 183L108 182V189H106V188H104V186H103V188L101 187V188H99V190H97V191H95L96 189H94V187H95V185L97 184V182L100 180V179H103V177ZM120 176H123V177H126V178H123L122 177V179H124V180H122V182L120 183V181L119 180H121L120 178ZM142 176H144V174L142 173V174H140V178L142 177ZM161 176V175H160ZM167 176L169 177L168 179H167V183H166V180H165V178H167ZM178 177V178H175V179H180V178H184V179H186V182L189 180L190 182H192V183H194V187L192 186V188H187V190H186V192H184L183 194H181V196H180V198H181V200H180V198H179V196H178V198H177V195H174V194H176V192L178 191V189H180V187L182 186L181 184L183 183V181H184V179H180L182 182L180 183V180H178L179 181V183L177 182V184H180L179 186H178V188H174V185L177 187V185H176V182H175V184L174 183H172L171 182V179H172V181H174L173 179H174V177ZM180 176V177H179ZM230 176L232 177V178H230ZM257 176V177H256ZM260 176V177H259ZM4 177V178H3ZM14 177V179H16V180H14V179H12ZM84 177V176H83ZM116 177V178H115ZM154 177H155V179H159L158 181L160 182V179H161V182H162V180H164L165 181V183L166 184H163L162 186L160 185V184H162V183H160L159 185L161 186L160 188H158V187H156L155 186V184H156V180L154 179ZM234 177L236 178V179H234ZM9 178V179H8ZM21 178V179H20ZM23 178H25L24 180H23ZM106 178V179H105ZM116 179V183H117V181H118V185L116 186L115 185V182L114 183H112L113 181H115V180H113V179ZM129 178V177H128ZM127 178V179H128ZM138 178L139 177H137V180H138ZM230 178V179H229ZM257 178H260L261 180H262V182H260L261 180L260 179H257ZM6 179V180H5ZM142 179V178H141ZM224 179V180H223ZM232 179L234 180L233 182H234V185H233V187H234V189L236 190L237 189V193L236 192H233V187H231V185H230V183L228 184V180L230 181L231 180V183H232ZM238 179V181L237 182H239V184H237V183H235L236 182V180ZM19 180V181H18ZM21 180V181H20ZM81 182H79V181ZM152 180V181H151ZM155 180V182H153ZM226 180V181H225ZM260 180V181H259ZM163 181V182H164ZM223 181V182H222ZM225 181V182H224ZM259 181V182H258ZM16 182V184L15 185H13L14 183ZM20 182V183H19ZM70 182V183H72L71 185H69L68 183ZM78 182H79V184H78ZM103 182H104V184H103ZM109 182H111V184L109 183ZM129 183V184H124V183ZM139 182H140V179H139ZM146 182V181H145ZM169 182H171V183H169ZM185 182V181H184ZM249 182V181H248ZM130 183L132 184V185H134V187H130ZM151 183H155L154 185L153 184H151ZM197 183V184H196ZM220 183V184H219ZM241 183V184H240ZM2 184V185H1ZM4 184V185H3ZM19 184H20V188H19ZM66 184H67V187H66ZM112 184H113V188L112 189H110L109 190V185H111L112 186ZM149 184H151V185H149ZM169 184H171L170 186H172L173 184V188L171 187V189H170V186H169V189H166L165 190V187H167ZM226 184V185H225ZM227 184H228V186H227ZM60 185H61V188H60ZM236 185H237V187H236ZM7 186H5V188H7V190H6V192L8 191V190H13V189H9ZM14 186V187H13ZM48 186V187H47ZM50 186V187H49ZM58 186V187H57ZM66 187V188H62V187ZM69 186H71V187H69ZM79 186V187H78ZM110 186V187H111ZM124 186V187H123ZM143 186H146V187H148V186H150V187H152V188H149V193L147 192H142V191H140L141 190V188H139V187H142V190H143ZM153 186H154V188H153ZM227 186V187H226ZM240 186L242 187H244V186H246V187H242L240 190H239V188H240ZM18 187V188H17ZM33 187V188H32ZM44 187H46V188H43ZM77 187V188H76ZM120 187V189H122V188H124V189H122V190H120V189H118ZM22 188H25V190L26 191H24V189L22 190ZM31 188V190H29ZM47 188H49V190L47 189ZM54 188H56V190H58V193H57V191H56V193H57V195H52V196H55V197H57V196H60V199H59V197L58 198H56V200L57 199H59V200H55L52 196H51V194H50V198L52 197L53 198V200H55L54 202H53V200H52V198H51V200H50V198L48 199V204H47V198H48V196H49V192H51L52 194H53V192L55 191V189ZM57 188H60V189H57ZM68 188V189H67ZM70 188V189H69ZM74 188V189H73ZM80 188H83V189H81L80 191H84V195L86 194V198H87V200L83 203V201H81L82 199L81 198H79V199H81L80 201L79 200H74V202L76 201V202H81V204L79 203V204H77V205H79V206H77V208H75L76 207V205L74 204V202H73V199L75 198L74 196L75 195H71L70 193H72L73 194V192H71L72 190L71 189H73L74 190V192H75V194H76V192L78 191L77 189H80ZM85 188V189H84ZM128 188V189H127ZM138 188L140 189V190H138ZM163 188H164V190L165 191H162L163 190ZM168 188V187H167ZM229 188H231L230 190H231V192H232V194H231V196H232V198H231V196H230V190L229 191H227ZM249 188V187H248ZM43 190V192H40V191H42ZM47 189V190H46ZM61 189H64L65 191V193L61 190ZM103 189V190H102ZM105 189V190H104ZM125 189H127V190H129V189H135L136 190V193L134 192L133 194H130V195H132L131 197L130 196H128V193L129 192H131V190H129L128 192H126L127 193V195L125 194L124 195V193H122V192H124V190ZM144 189H146L145 187H144ZM148 189V188H147ZM147 189L146 190H144V191H147ZM172 189H176V192L174 191V190H172ZM186 189V188H185ZM185 189H184V191H185ZM227 189V190H226ZM233 189V190H232ZM18 190V191H17ZM22 190V191H21ZM35 190H39V191H35ZM45 190V191H44ZM54 190V191H53ZM60 190V191H59ZM77 190V191H76ZM115 190V191H114ZM234 190V191H235ZM239 190V191H238ZM10 191H8V192H10ZM23 192V193H21V192ZM30 191V192H29ZM32 191V192H31ZM53 191V192H52ZM68 191V192H67ZM82 191V192H83ZM150 191H152V192H150ZM172 191V193H170ZM26 194H25V193ZM70 192V193H69ZM113 192H116V194H114V196H116V198L113 196V198H112V194L111 195H108V198L109 199H105L103 196H106V195H101V197L102 198H104L105 200H107L106 202H105V200L104 201H101V200H98L97 199V197H96V201H92V203L93 202H95V203H93L92 205H89V204H91V202H89V200L91 201V200H93L92 198H95L94 196H95V194L97 195L98 193H100V194H110V193H113ZM121 194H120V193ZM162 192V193H161ZM163 192H165V193H163ZM32 193H33V195H32ZM138 193V194H137ZM227 193V194H226ZM236 193V194H235ZM11 194V193H10ZM20 194H22V195H20ZM38 194V195H37ZM40 194V195H39ZM48 194V195H47ZM64 196H63V195ZM66 194H70V195H66ZM141 194V195H140ZM143 194V195H142ZM144 194H145V197L147 196L148 198H150V199H148V201H149V203L148 202H145V203H147V204H149V205H147L148 207H149V209H147V206L146 205H144L143 204V206L144 207H146V210L144 209V207H143V209L141 208V206L142 205H138L140 202H142V199H143V201H144V199L146 200V198L145 197H143L142 198V196H144ZM149 194V195H148ZM159 194V195H158ZM177 194H178V192H177ZM233 194H235V195H237V196H234ZM253 194V195H252ZM12 195H13V192H12ZM34 195H36V197L34 196ZM47 195V196H46ZM120 195H121V197H120ZM161 195V199H159V196ZM163 195H164V197H165V200H164V198H163ZM168 195V196H167ZM229 195V196H228ZM28 196H29V200L30 199H32L33 201H35V203H37L38 202V204L37 205H40V207L39 206H37L36 205V208L34 207V209H32L30 206V210H29V208H28V211L31 213V214H33L32 215V217H33V219H32V217H30L31 215H30V213L27 211V209H25V211L26 212H28L27 214L29 215V216H26V217H30L31 219H29L28 221H30V220H33V223H34V225H31V223L30 222H32V221H30L29 223H28V225H26V226H30V228L31 229H28V230H31L32 231V229H33V231H34V229H36V230H38L39 229V226H40V231L38 230V235H35V233L37 232V231H34V232H29V231H27V232H29L28 234H26V235H29V236H24V237H22V235H20V234H23L22 233V230H23V232H26L24 229H26V228H29V227H26V226H23L24 224H27V218L23 215V212H25L24 211V208L23 209H21V208H19L18 210H17V208L19 207V204H20V206H22L23 207V203H21L22 201H26L27 202V200H24V199H27L28 198ZM33 196H34V199H33ZM46 196V197H45ZM62 196V197H61ZM69 196H71V199L70 198H68L70 201L72 200V203L71 202H69L71 205L72 204H74L73 206H71L70 204H68V203H66L65 201L67 200V202H68V199H67V197H69ZM127 196V197H126ZM135 196V197H134ZM138 196H140V197H138ZM151 196V197H150ZM167 196V197H166ZM234 196V197H233ZM12 197V196H11ZM39 197H41V199L39 198ZM111 197V198H110ZM122 197L124 198L125 197V199L123 200L122 199ZM24 198V199H23ZM37 198V199H36ZM61 198H63V199H61ZM66 198V199H65ZM73 198V199H72ZM85 198V196H84V199H86ZM91 198V199H90ZM100 198V197H99ZM102 198H100V199H102ZM127 198H129L128 200H127ZM133 198H134V200H133ZM166 198H167V200H166ZM168 198H169V200H168ZM229 198V199H228ZM10 199V200H9ZM76 199V198H75ZM111 199V200H110ZM135 199H136V201H137V199H138V204H137V202H134L135 201ZM229 201V202H227V200ZM231 199V200H230ZM234 200V202H233V200ZM5 200H9L10 201V203H8L9 205H5V203H3L2 201H4L5 202ZM29 200H28V202H29ZM40 200H41V202H40ZM43 200H45V201H43ZM108 200H110V201H108ZM115 200V201H114ZM119 200V201H118ZM120 200H121V202H120ZM131 200V201H130ZM132 200H133V202L134 203H136V204H134L133 202H132ZM140 200V201H139ZM178 200V201H177ZM59 201L60 202H63V203H59ZM98 201V202H97ZM235 201H236V203L238 202V204H236L235 203ZM247 201V202H246ZM30 202H32V201H30ZM42 202H45L46 204H44V203H42ZM75 202V203H76ZM99 202H101V203H99ZM102 202H105V203H107V204H105V203H102ZM110 202V203H109ZM127 202V203H126ZM154 202V203H153ZM159 202V203H158ZM233 202V203H232ZM52 203V204H51ZM66 205H65V204ZM143 203V202H142ZM232 203V204H231ZM25 204V203H24ZM28 204V203H27ZM27 204L26 205H24V206H27ZM31 204V203H30ZM34 204V202L32 203V205ZM41 204H43V205H41ZM53 204H54V206H53ZM63 205V206H61V205ZM98 204H102L101 206H98ZM105 204V205H104ZM112 204V205H111ZM118 204V205H117ZM233 204H234V206L236 205V207H234L233 206ZM240 204H241V206H240ZM5 205V206H4ZM29 205V204H28ZM65 205V206H64ZM69 205V206H68ZM95 205H97L98 207H96ZM104 205V207H102ZM107 205H108V208H106L107 207ZM109 205L112 207L111 208V211H109L110 209V207H109ZM154 205V206H153ZM18 206V207H17ZM35 206V205H34ZM47 206V207H46ZM68 206V209L66 208ZM71 206V207H70ZM87 206V207H86ZM90 206H92V208L93 209H96L97 211H98V213H96V214H94V217L95 218H93V219H95V221H92L91 219V217H93V213L94 212H91V207ZM94 206H95V208H94ZM54 207H59V208H61V210L59 211V208L57 209H55V210H57V211H55L54 210ZM72 207H73V210L71 211V209H72ZM89 207V209H86V208H88ZM232 207H234V208H232ZM9 208V209H8ZM39 210H38V209ZM46 208H49V209H46ZM101 208H102V210H101ZM35 209H37L38 211L36 212V210ZM66 209V210H65ZM92 209V211H96V210H93ZM139 209H141V210H139ZM237 209V210H236ZM244 209V210H243ZM22 210V215L23 216H21V217H24V218H17L16 219V217H19V215H20V211ZM33 210H35V212L33 211ZM45 211L44 212V214H45V216H42L41 214H42V212L40 213V211ZM69 210V211H68ZM85 210H87V213H84L85 212ZM109 211V214L107 213V216L109 215V218H107L106 219V217H105V219L106 220H104V218L102 217L103 215H100V214H104V216H106V212L105 211ZM144 210V211H143ZM159 210V211H158ZM19 211V214H17V212ZM33 211V212H32ZM48 211L50 212V213H48ZM81 211H83V213H81ZM104 211V212H103ZM3 212V211H2ZM6 212H5V215H6ZM9 212V213H10ZM26 212H25V214H26ZM55 214H54V213ZM58 212V213H57ZM110 212H112L113 213V215L111 214V216H110ZM117 212V213H116ZM163 212H164V214H163ZM62 213H63V217H62ZM100 213V214H99ZM244 215V214H246L245 216H243L242 214ZM1 214V213H0ZM3 214V213H2ZM12 214V213H11ZM16 214H17V216H16ZM54 214V215H53ZM58 216H57V215ZM80 214V215H79ZM84 214L86 215V216H84ZM88 214V215H87ZM242 216H241V215ZM96 215V216H95ZM7 217H8V214L6 215ZM38 216H40L39 218H38ZM52 216V217H51ZM56 216V217H55ZM84 216V217H83ZM98 216V217H97ZM260 216H262L263 218H261ZM1 217H3L2 219H1ZM37 217V218H36ZM81 217H82V219H84V220H82L81 219ZM90 217V218H89ZM99 217H102L103 219L101 220V218H99ZM49 218V219H48ZM56 218H57V221H56ZM78 218V219H77ZM7 219H9L8 221H7ZM11 219V220H10ZM12 219H14V220H12ZM22 219V220H21ZM23 219H24V221H23ZM37 219H39V220H37ZM75 219V220H74ZM80 219V220H79ZM86 219V220H85ZM96 219H97V222H99L100 223V220H101V225L100 224H98V226L96 225L95 226V223H96ZM262 219V220H261ZM18 220V221H17ZM26 220V221H25ZM49 220V221H48ZM59 220V221H58ZM92 221V225L90 224V221ZM99 220V221H98ZM261 220V221H260ZM9 221H10V223H9ZM17 221V222H16ZM48 221V222H47ZM103 221V222H102ZM16 222V223H15ZM21 222H23V223H21ZM35 222H37L36 224H35ZM47 222V223H46ZM52 222V223H51ZM59 222V223H58ZM32 223V224H33ZM41 223V225H39ZM49 223L51 224V226L49 225ZM55 223V224H54ZM80 223V224H79ZM93 223H94V225H93ZM21 224V225H20ZM30 224V225H29ZM97 224V223H96ZM15 225V226H14ZM56 225V226H55ZM59 225V226H58ZM78 225V226H77ZM79 225H82V226H80L79 227ZM100 225V226H99ZM33 226H35V227H33ZM42 226V227H41ZM50 226V228H48ZM74 226V227H73ZM33 227V228H32ZM57 227H59L60 229L58 230V228ZM0 228V229H1ZM73 228V229H72ZM76 228V229H75ZM47 229H49V230H47ZM50 229H51V231H50ZM3 230V229H2ZM80 230V231H79ZM47 231H48V234H47ZM56 231V232H55ZM65 231V232H64ZM69 233H68V232ZM259 231V232H258ZM26 232V233H27ZM46 232V234H47V236H45V234L43 235V233H45ZM57 232H58V234H57ZM78 232H80V233H78ZM83 232V233H82ZM6 233V234H5ZM10 233H12V236L14 235V236H16V237H12V236H10L9 237V235L8 234H10ZM32 233V234H31ZM65 233H67L66 234V236H64V234ZM76 234L75 236L73 235V237H72V235L71 234ZM5 234V235H4ZM17 234V235H16ZM37 234V233H36ZM71 235V237L69 236V235ZM67 235H68V237H67ZM18 236H21V237H18ZM42 236H45V237H43V240L41 239V240H39ZM77 236V237H76ZM62 237H64L63 239H62ZM65 237H66V239H65ZM37 238H39V239H37ZM52 238V241L53 242H50V241H48L49 239H51ZM79 238H80V240H79ZM55 239H56V242L57 243H60V242H58V240L59 241H63L62 243L64 244H62L63 246L62 247H59L61 244H59V246L57 247V248H55V246H53V245H55L54 243H55ZM70 239H71V241H70ZM84 239V240H83ZM77 240H78V242H77ZM15 241V242H14ZM17 241V242H16ZM48 241V242H47ZM69 241V243L71 244H69V243H67ZM46 242H47V244H46ZM76 242V243H75ZM50 243V244H49ZM67 243V244H66ZM209 243H212V244H210V246H209ZM53 244V245H52ZM22 245H24V244H22ZM66 245V246H65ZM67 245H69V246H67ZM124 245V246H123ZM42 248V246L43 247H45L46 249L45 250H43V249H41V250H39L40 249V247ZM84 246H86V247H84ZM88 246V247H87ZM122 246H123V248H122ZM127 248H126V247ZM26 247V248H25ZM52 247V248H51ZM64 247V248H63ZM81 247L82 248H84L83 250L81 249ZM0 248H1V246H0ZM32 248V247H31ZM78 248V249H77ZM91 248V249H90ZM116 248H117V250H116ZM120 248V249H119ZM125 248V249H124ZM20 249H22V247L20 248ZM29 249V248H28ZM81 249V251H79ZM123 249V250H122ZM56 250V251H55ZM79 251V253H78V251ZM90 250V251H89ZM116 250V251H115ZM122 250V251H121ZM49 251H51L50 253H53V254H50L49 253ZM114 251H115V254H110L111 252H113L114 253ZM83 252V253H82ZM71 253V254H70ZM85 253V254H84ZM109 253V254H108ZM69 254V255H68ZM82 254L84 255V256H82ZM87 254V255H86ZM97 254H99L98 256H97ZM105 254V255H104ZM108 254V256H106ZM71 255V256H70ZM81 255V256H80ZM102 255V257H100ZM106 256L105 258H104V256ZM110 255H111V257H110ZM124 255V256H123ZM94 256V257H93ZM119 256V258H117L116 259V257H118ZM72 257V258H71ZM82 259H80V258ZM82 257H84V258H82ZM86 257V258H85ZM88 257V258H87ZM91 257H93V258H91ZM110 257V258H109ZM114 257V258H113ZM125 257V258H124ZM77 258V259H76ZM78 258H79V260H78ZM89 258H91V259H89ZM128 258V259H127ZM85 259V260H84ZM94 259V260H93ZM97 259V260H96ZM92 260H93V262H92ZM118 260H119V262H118ZM66 261H63L62 262V264L64 263H67ZM96 261V262H95ZM57 262H55V263H53V264H57ZM91 262V263H90ZM75 263V262H74ZM77 263H75V264H77ZM58 264H59V262H58ZM129 264V263H128Z\"/></svg>",
	"mask_w": 264,
	"mask_h": 264
},
{
	"label": "bare ground",
	"instance_id": "6f19581e",
	"mask_svg": "<svg viewBox=\"0 0 264 264\" xmlns=\"http://www.w3.org/2000/svg\"><path fill=\"white\" fill-rule=\"evenodd\" d=\"M161 1H163V0H156V1H152V0H1L0 1V24L2 25H0V27H1V29H0V31L3 33H0L2 36H3V39H4V41L5 42H1L0 43V45L2 44V43H4V46H3V50H1L4 54H2V52H0V54H2L3 55V61H1L0 63V81H2V83L0 84V85H2V86H0V88L2 87V89L5 87L6 89H3L5 92H6V90H7V88H11V89H14V92L18 95L17 97H18V105H19V109L17 110V120L19 121V120H21V121H25L26 119H28V118H33V119H31L32 121H38V122H40V123H43V125L41 126V128L39 129V130H37L36 128H35V126L32 124V123H29V122H26V123H24L23 125H21L20 127H21V130L25 133V134H28V135H30L31 136V139H30V137L28 138V137H26V138H28V139H30L29 141H24L25 139H23V138H20L19 140L18 139H15V140H18V142H16L15 141V143H19V141L21 142V139H22V142L20 143V144H23L24 142H26L27 143V149H25V143L23 144V148L21 147V151H20V154L21 153H24L26 150H29L28 148V146H29V144H32V145H30V147L31 146H33V145H35V146H33L34 148H33V151H30V155H29V158H26L28 161H30L29 159L31 158L30 156H42V157H44L45 156V158L47 157V158H69V157H72V156H70V155H75V156H79V157H83L82 159L84 160V158H85V161H84V164L82 163V161H78L79 163H82L83 165H81L80 166V164L79 163H77V161H75L76 163L74 164V166H78L77 168L78 169H82V171L83 172H81V173H83V175H81L82 176V178H84L83 179V181H82V183L80 182L81 180L80 179H82L81 178V176H79L80 178H79V182L81 183V184H83L82 185V187L84 186V180L85 181H88V183H90V181H92V179L94 178H96L95 176V174H100V172L102 171V170H106V171H109V170H111L110 172H116V170L117 171H119L120 173H121V171H123V170H118V168H122V167H119L118 166V164H117V162L119 161V164H121V163H127V161H122L123 160V158L122 157H118L117 159L116 158H113L111 161L109 160V162L107 161L108 160V158H110V155H111V153H114V152H117V153H119V154H128V155H131V154H133V153H136V152H138L139 153V151H140V153H142L143 151V148L145 147V146H147V145H149L148 147L150 148H152V145H155V143H156V146H157V143L159 144V145H161L163 142H167V141H169L168 139H167V141H166V139H164L165 137H163L162 135H163V129H162V131L160 132V130L161 129H159V132L162 134V135H159L158 133V135L160 136V138H162V140L161 141H163L162 143H161V141H160V138H157L156 137V139H155V136L157 135L156 133H152L153 131H155V130H157L158 128L157 127H159V128H163L161 125L163 124H165L164 123V121H163V123H161V121L159 120L160 118L162 119V117L161 116H163L162 115V113H161V116H160V113H159V115H158V111L160 110V108H158L157 106H158V101L161 103H163V105H165V102H169L170 101V103H172L171 105H170V103H166V105L167 104H169L170 106H171V108H170V111H172V113H173V110L176 108V106H177V113H176V110H174V114L176 113L177 115H178V111L180 110L181 112H179V117L175 114V116H172V115H169V116H171V117H175L176 119L178 118V119H180V121H182L181 119L183 118V120L186 118L187 119V117H186V115L188 114L189 115V112H187V111H190L191 113V116H190V118H189V121H188V123H186V122H184V124L186 123V125H184L182 122H180V121H175L176 119H174V120H172V121H175V122H177V126H175V128L178 130V128L179 129H181V127H183L184 128V126H185V128L186 129H188L187 128V125L189 126V129L190 128H192L191 129V131L193 130V122H195V124H194V126H196L197 124H199L200 122H202V112L201 113H198L200 110H201V105L199 104V106H200V108L198 107V103H197V106H196V102L194 103L192 100H189V102L188 103H186L187 101V99L185 100V103L187 104V108H188V105H189V103H190V105L192 104V103H194L193 104V107H195L196 106V108H195V110H193L191 107V109L193 110V112L191 111V109L190 110H187V108L185 107H182V105H184L185 103L183 102V103H181V101H179V100H176V101H178V103L176 102V104L177 105H175V107H174V109H173V107H172V105H173V103H175V101H174V98H175V96H174V94L173 93H170L169 92V90H167L166 88V86L162 83V81L161 80H159L157 77H155L153 74H149V76H145V77H143V78H141V79H138L135 83L136 84H138V85H141V87L143 88V89H137V88H133V90L132 89H130L131 87H128L127 85H125V84H122V83H116L115 82V80H117V81H123V79L120 77V76H114V77H112V75H111V72H110V70H113V71H115V72H120L121 73V71L123 72V76H126V78L127 77H130V76H132L133 74H136V73H138L139 74V72H140V70H138L139 68H130L129 67V69L127 70L126 68H124L123 70H121L120 68H118L119 66V64H120V66H121V64H124V61H125V65L124 66H127V65H129V62L130 61H132V60H130V58L129 57H133L134 59H136L135 57H138V55L140 54L141 55V57H142V55H145L146 53V55H145V58L143 57V59L142 60H144V61H140V62H137L134 66H142L144 63L143 62H145V65L148 63V61H152V59H154L153 58V56H155L153 53L155 52L156 54H158V55H164V53H163V51L160 49V47H162L166 42L163 40V39H161L162 37H161V34H157V33H148V35H146L143 31H141L140 29H139V26H142V28L143 27H147L146 28V32H149V31H152L151 29H155V31H157V30H161V27L164 25V19L162 18V20L161 19H159V21H154V22H156V23H154V28H152L153 26H151L153 23L151 22L150 23V29H149V26H146V23L147 22H149L150 21V19H151V17L152 16H150V15H145L144 13H146V12H149V11H151V9H153V7H154V5L155 4H159V7H157L156 9H155V11L156 10H158L157 11V13H160V12H166V13H170L171 12V8H169L168 9V7L166 6V5H164L163 3H161ZM170 1H174V2H176V1H178V0H170ZM129 3H132V4H136L133 8H128V5H129ZM170 7H172V8H174L173 6H171L170 5ZM264 7V6H263ZM171 9V10H170ZM176 9V8H175ZM174 9V12L172 11L171 13L173 14V13H177V9L175 10ZM230 11H231V9L230 8H228ZM240 10H241V8H239ZM239 9H237V10H239ZM105 11L106 13H104V12H102V11ZM236 10V11H237ZM243 10V9H242ZM241 10V11H242ZM245 10V9H244ZM249 11L250 10V8H248V9H246V11ZM253 10V9H252ZM258 11L257 12H259V9H257ZM226 11H227V9H226ZM241 11H237V12H235V10L233 11V13H234V15L236 16V18H237V14L239 13V12H241ZM248 11H247V13H248ZM251 11V10H250ZM249 11V12H250ZM245 12V11H244ZM253 12V11H252ZM224 13V12H223ZM232 13V12H231ZM237 13V14H236ZM246 13V12H245ZM260 13V12H259ZM258 13V14H259ZM240 14V13H239ZM238 14V15H239ZM156 15V14H155ZM157 15H159V14H157ZM231 15H233V14H231ZM250 16H249V18L251 19V13L249 14ZM252 15H253V13H252ZM261 15L263 16L264 14H262L261 13ZM243 16H244V13H243ZM247 16V15H246ZM262 16H261V18H262ZM229 18L231 17V16H228ZM234 17V16H233ZM241 17V14L239 15V18ZM248 17V16H247ZM243 18V17H241V18H243L244 20H242V21H244V23L245 24H243V22H241L242 24H243V26H244V28H246V29H242L243 31H245V30H249L248 29V25H250V21L252 22L253 21V17H252V20H249V22H247L248 20V18ZM235 18V19H236ZM239 18H237L236 20L237 21H241V19H239ZM263 18H264V16H263ZM157 19V18H156ZM221 19V18H220ZM220 19H215L214 21H216L217 20V22L220 20ZM228 19V18H227ZM233 19V21H230V20H232ZM239 19V20H238ZM153 20H155V19H153ZM161 20V21H160ZM224 20V19H223ZM223 20L221 19L220 20V22L222 23V25H221V23H220V25H221V27L223 26ZM228 19V22H234V21H236V20H234V18H231V19ZM152 21V20H151ZM225 21V20H224ZM260 21V23H262V24H260V23H258ZM163 22V23H162ZM208 23V26H210L211 25V22H207ZM210 23V24H209ZM219 23V22H218ZM226 23V22H225ZM235 23V22H234ZM241 23H240V25H241ZM257 23L259 24V25H263V27H261L260 28V26L258 25V24H254V26H259L258 28H260V31L262 32L261 34H259V38L257 39V38H255L256 37V33H254V31L256 30V28L254 27L252 30V32H253V37H254V39H253V41H255V39H257V41L258 42H260V44H263L264 45V30H263V28H264V21H262V20H258L257 21ZM155 24H156V26H155ZM163 24V25H162ZM170 24V23H169ZM227 24V26L225 27V26H223V27H225L226 28V30H228V29H230V30H232L233 29V27H231V28H229V26H228V23H226ZM248 24V25H247ZM239 24H237V26H238ZM239 25V26H240ZM247 25V26H246ZM251 25H252V23H251ZM250 25V26H251ZM215 25H214V23H212V25L208 28V29H210L211 27H213V29L214 30H212L213 31V33H210V34H214V36H216V39H217V37H218V39L220 38L219 37V33L218 32H221L222 33V31L221 30H219V29H217V27L215 28L214 27ZM232 26V25H231ZM242 26V25H241ZM240 26V27H241ZM253 26V25H252ZM198 27V26H197ZM200 28H201V26H199ZM198 27V28H199ZM222 27V28H223ZM240 27H237L238 29V31L240 32V34L242 33V34H244L245 32H243V31H241V29H239ZM145 28H144V30H145ZM174 28H175V30H174ZM195 28V27H194ZM224 29V28H223ZM251 29L249 30L250 31V33H252L251 32ZM263 31H262V30ZM176 31V26L175 27H172V26H170V28H167V31ZM211 30V29H210ZM209 30V31H210ZM225 30V29H224ZM154 31V30H153ZM164 31V30H163ZM199 31H200V34H199V36L200 35H205V32H206V35H208V32L206 31V29H204V30H202V32H204V33H202L201 32V30L199 29ZM211 31V32H212ZM229 31V30H228ZM258 32H259V30H258ZM260 33V32H259ZM229 34V33H228ZM232 34L233 33H231V35H229L230 37H232V38H234L233 36H232ZM0 35V36H1ZM202 35V36H203ZM224 35H225V33H224ZM223 35V36H224ZM235 35V34H234ZM258 35V34H257ZM162 36H163V34H162ZM166 36V35H165ZM198 36V39L197 40H202V38H203V42L205 41L204 39L206 38V40H208L207 41V43L209 42V38H207V37H209V35L208 36H200V37H202V38H200ZM237 37H240V36H238V35H236ZM173 39H172V38ZM211 37V36H210ZM236 37V38H237ZM252 37V36H251ZM250 37V38H251ZM252 37V38H253ZM163 38L165 39H169L170 40V42H172V41H174L175 42V39H176V37H174V35H172V36H169L168 38H167V36L166 37H164L163 36ZM224 38V40H225V42H224V46L226 45V44H228V42L230 41V42H232L233 41V39H231V40H229V39H225V37H223ZM235 38V39H236ZM251 38V39H252ZM150 40V42L152 43V45H154L155 46V51L153 52V49L152 50H149V43H148V41L147 40ZM165 39V40H166ZM172 39V40H171ZM178 39V38H177ZM176 39V40H177ZM216 39L215 40H213L214 42H212L211 41V39H210V42L213 44L212 46H211V43L208 45V46H210V52L211 53H213V55H220L221 53H223L224 51H226L227 52V50H228V53H230L229 52V49H226L225 47H222V48H225V50L223 51V52H221V50L220 49H222V48H216V49H219L220 50V53L219 54H214L215 52H216V50H215V48H214V44H216L215 42H216ZM217 39V42L219 43V40H221L222 39V37H221V39H219L218 40ZM235 39H234V42H235ZM240 40H241V37L239 38ZM239 39H237V41H238V43L240 44V42H243L242 40L241 41H239ZM243 40H244V42H245V40L246 41H249L248 39H244V38H242ZM223 40V39H222ZM193 42H192V47L194 46L193 45V43L195 42L196 43V45L198 46V47H207V44L205 45L204 44V46H202L203 45V43H197L195 40H192ZM201 41V42H202ZM228 41V42H227ZM256 41V42H257ZM165 42V43H164ZM169 42V41H168ZM167 42V44H168V46L170 45L171 47H174L177 43H178V41H176L175 42V45H174V42H173V45L174 46H172V43H168ZM199 42V41H198ZM229 42V43H230ZM226 43V44H225ZM246 44H247V42H245ZM244 43V44H245ZM249 43H251V41L249 42ZM187 44V43H186ZM189 45L188 46H191L190 44H191V42L190 43H188ZM200 46H199V45ZM220 44V43H219ZM218 44V46H220ZM230 44H232V45H230ZM230 44H228L227 46H233V43H230ZM236 45H237V43H235ZM234 44V45H235ZM238 44V45H239ZM242 44V43H241ZM240 44V45H241ZM178 45H179V43H178ZM195 45V46H196ZM251 45V44H250ZM166 46V45H165ZM165 46H163V47H165ZM252 46H253V44H252ZM128 47H130V48H128ZM177 47V46H176ZM215 47H217V45L215 46ZM241 47V46H240ZM257 48V46H254V48ZM123 48H127V51H124V49ZM208 48V47H207ZM206 48V49H207ZM213 48V49H212ZM228 48V47H227ZM238 48V47H237ZM243 48V47H242ZM242 48H240V49H238V52H236L237 51V49H236V51H234L235 52V56H234V52H233V56L234 57H236V58H238V59H236V60H234L236 63H237V60H239L240 58H241V60H243L242 59V56H238V55H241L240 53L241 52H246L245 50H247V53L250 55V53L252 52L253 53V51H251L249 48H251V46H249V51H251V52H248V49H245L244 51L242 50L241 51V49ZM253 47H252V49H254ZM131 49V51L133 52V54L135 53V55L136 56H132L133 54L132 53H130L131 55H129V54H127V53H129V52H131V51H129L128 52V50H130ZM151 49V48H150ZM209 49V48H208ZM176 50V49H175ZM174 50V51H175ZM195 51V53H194V55H193V53H192V55L193 56H195V57H193V60L192 59H190V63L187 61L186 62V64H191V66H193V64H194V66H197L198 67V65H199V69L201 70V72L196 68V67H194V68H196V69H190V68H192L191 66H189L188 65V67L186 66V68L185 69H190L189 71H187L186 73H183L182 75L184 76V74H185V80L188 82V84H190V82L189 81H191V84L189 85V86H187V82L185 83H182V82H179V81H183V76L180 74L179 75V77H178V75L175 77V78H177V79H175V81H173V80H170L169 82H170V84H172V83H181L182 85H180L179 84V87H178V84H175V86H173V89H175V90H177L178 88H179V90H178V93L180 92V88H182L181 86H183V85H185L184 87H183V89L181 90V92H180V94L181 93H183L184 94V91L186 92V89L187 88H185V87H188L189 88V91L191 90V87L193 88V86H195L194 85V83L193 82H198V79L199 78H201V80H203V79H206V77L209 75V76H212L213 77V74L212 73H214V72H212V67H215V65H213V64H215L214 63V61H212V67H211V64H210V62H211V60H213L212 58H210L211 56H212V54H211V56L209 55V54H207V53H205V56L206 55H208V58H210V59H205L204 61H202V57H200L199 55L197 56V53L198 54H202L203 52H200V51H198L197 50V52H196V49H194ZM205 50V49H204ZM213 52H212V51ZM219 50H217V51H219ZM223 50V49H222ZM232 50V49H231ZM230 50V51H231ZM234 50V49H233ZM232 50V51H233ZM259 50H261V48H259L257 51H255L254 53H256L257 52V56H258V54H261L260 52L262 51H260L259 52ZM153 52L152 53V55H151V53H149V52ZM177 51V50H176ZM174 52V53H172L173 52V50L171 51H168V53L170 52V54H168L169 55V57H170V59H172V57H174V56H176L178 53L177 52ZM206 51V50H205ZM208 51V50H207ZM215 51V52H214ZM231 51V52H232ZM263 51H264V49H263ZM127 52V53H126ZM226 52H225V54H222V56H224V57H222L221 55H220V57H222V59H221V61L222 60H225L224 58L226 57H228V55H229V58H231L230 56V54H232V53H230V54H226ZM136 53H138V55L136 54ZM172 53V54H171ZM239 53V54H238ZM251 53V54H252ZM149 54L152 56V59H150L149 58ZM173 54H175V55H173ZM248 54H245L246 56L248 55ZM129 57H128V56ZM148 55V57H147V59H146V56ZM172 57H171V56ZM262 55H264V54H262ZM1 56V55H0ZM202 56H203V54H202ZM210 56V57H209ZM232 56V58H234ZM243 56H244V53H243ZM256 56V57H257ZM129 58V60L128 59H126V58ZM140 57V56H139ZM138 57V58H139ZM140 57V58H141ZM207 57V56H206ZM213 57V56H212ZM248 57V56H247ZM250 57V56H249ZM248 57V58H249ZM251 57H253V55H251ZM250 57V58H251ZM261 57V55L259 56V58ZM137 58V59H138ZM139 58V59H140ZM166 58H168V57H166ZM190 58H191V56H190ZM197 58H199V59H201V61L203 62V64L202 65H208V66H210L211 68H205L204 66H203V69H201L200 68V66H202V65H200V63H202V62H199L198 60H197ZM218 58V61L220 60L219 59V57H217ZM229 58H227V60H225V62L228 64H226L225 62L223 63V61L221 62V63H223L225 66H223L222 67V65L223 64H221V66L219 65L218 67H219V69L218 70H221V68L220 67H222L223 69H224V67H228L230 64L229 63H231V65L230 66H237V65H234V63L235 62H233L232 63V59H229ZM244 59H246L245 58V56L243 57ZM0 59H1V57H0ZM133 59V61L132 62H130V63H133L135 60ZM150 59V60H149ZM162 59V57H159V60H161ZM169 59V58H168ZM194 59H196L197 60V62H199V64H197V65H195L196 63H194L193 61H195ZM254 59V58H253ZM253 59L251 60V61H253ZM261 59L263 60L264 58H262L261 57ZM261 59H260V61H261ZM126 60H127V62H128V64L126 63ZM145 60H147V61H145ZM164 60V59H163ZM163 60H162V62H163ZM165 60H167V59H165ZM164 60V61H165ZM191 60H192V62H191ZM210 60V61H209ZM230 60H232L231 62H229ZM247 61H249V59H246ZM136 61H138V60H136ZM168 61V63L167 64H169L170 62L169 61H171V60H167ZM166 61V62H167ZM172 61H173V59H172ZM171 61V62H172ZM217 60H215V62H216ZM247 61H245V64H246V62ZM256 62L255 63H257V64H262L263 62H259V61H257V60H255ZM123 62V63H122ZM142 62V63H141ZM206 62V63H205ZM239 62V61H238ZM139 63H140V65H139ZM149 63H150V65H149ZM148 63V65H149V68H150V66H152L153 65V63H151V62H149ZM208 63V64H207ZM217 63V62H216ZM240 64H242L241 63V61L239 62ZM254 63V62H253ZM255 63H254V67H253V70H254V68H256V66H258V67H260L259 65H255ZM127 64V65H126ZM152 64V65H151ZM167 64H165V63H163V65L161 64V61H160V64H159V66L160 67H164V69H166L167 67H165L164 65H167ZM210 64V65H209ZM219 63H217V65H218ZM238 64V63H237ZM244 64V63H243ZM245 64H244V66H245ZM248 64V63H247ZM143 65L142 67H143V69H147L148 68V65ZM263 65V64H262ZM261 65V66H262ZM145 66V67H144ZM244 66H243V70L244 69H246V67H247V65L245 66V68H244ZM185 67V66H184ZM171 68V71L174 69L175 70V68H176V65H174V68H173V66L172 67H170ZM216 68H217V66L214 68L215 69V71H216V76H218L217 75V72H218V70H216ZM238 68V67H237ZM239 68H240V65H239ZM250 68V67H249ZM140 69L142 70V68L140 67ZM154 69H156L158 72H163V71H161V68H159V67H155ZM169 69V68H168ZM221 70L222 72H223V74H224V71L226 70V68L224 69V70ZM236 69V68H235ZM259 68H256V70H258ZM174 70L172 71V72H174ZM194 70H196V71H194ZM205 70V72L206 71H208L209 70V72L211 71L212 73H209V72H206V74H204L205 72H203V71ZM242 70V71H243ZM248 70V69H247ZM246 70V71H247ZM255 70V71H256ZM176 71V70H175ZM192 71V72H191ZM199 73H198V72ZM220 71V72H221ZM227 71H229V70H227ZM235 71V70H234ZM117 72V73H118ZM189 72V73H188ZM191 72V73H190ZM196 72V74H194ZM203 72V73H202ZM221 72V73H222ZM238 72V71H237ZM124 73H125V75H124ZM144 73V72H143ZM164 73V72H163ZM188 73V75H190V78L192 77L193 79H194V81H192L193 79L191 78V80H189L188 81V79H190L189 78V76L187 75L186 76V74ZM193 73V74H192ZM200 73H202V74H200ZM209 73V74H208ZM220 73V74H221ZM230 73H231V71H230ZM234 73V72H233ZM241 73H243V72H241ZM176 74H177V72H176ZM201 76H200V75ZM215 74V73H214ZM227 74V73H226ZM232 74V73H231ZM237 74V73H236ZM141 75V74H140ZM163 75V74H162ZM169 75V74H168ZM192 75V76H191ZM194 75V76H193ZM198 76V77H195V76ZM203 75H204V78H203ZM207 75V76H206ZM164 76V75H163ZM180 76H182V77H180ZM209 76H208V78H209ZM220 76H222V75H220ZM246 76V78L245 77H243V79L245 80L244 82L242 81V80H240V81H238V83L239 84H241L240 82H242V84L241 85H239L237 82H236V80H238V79H235V81H234V79L232 80L233 82H234V84L235 83H237V84H235V86H229L227 83L225 84V80L223 81V79H222V81L221 80H215V83L217 82H219V84L220 85H218V88L221 90L220 92L221 93H219V89H217V88H215L216 86H217V83L215 84V83H212V79H211V83L212 84H214V85H216L215 87H214V89L212 90V88H211V86L213 87V85H211V83H210V81L209 82H207L206 83V85H205V83H204V85L206 86V87H210L211 88V90H208L204 85H201L200 87H198L199 89L198 90H201L200 92H202L203 91V93H200L201 94V96H200V94L198 93V92H195L196 94L198 93V95H199V99L198 100H204V99H206V97H204V96H206L208 93H209V91L211 92V91H218L217 93H219V94H217L216 95V97H215V99H213L212 100V97H213V95H212V93L213 92H211L210 93V95H212V97H210V95L208 94L207 95V101L209 100L208 98H211V100H210V103H213L214 104V102L217 104V105H219V103H217L218 101L220 102L221 101V99L222 100H224V101H222V102H225L226 100L224 99V98H228V101L229 100H231V98H232V100H234V101H232V102H235L238 98H241L242 99V97L241 96H239V95H241L242 94V92L244 91V90H246L247 91V93H248V95L249 96H251V98L250 97H248V95L247 94H245L246 93V91H244V93L242 94V96H243V98H245L246 97V95H247V97L250 99H248V101L247 102H245V101H243L244 99H240L243 103L245 102V104H249V105H253V106H255L256 105V107H258V102H261V99L262 100H264V87H259V85L260 86H262V84H264V78L262 79L260 76H258V79L259 78H261V79H257V78H255V76L257 77V75H252L253 76V78L250 76V75H248V76H250V78H249V80H248V77H247V75H245ZM165 77V76H164ZM171 77V76H170ZM186 77H188V79H186ZM167 78V77H166ZM169 78V77H168ZM178 78H180L181 80H178ZM195 78H197V80L195 79ZM122 79V80H121ZM172 79V78H171ZM229 79V78H228ZM228 79H227V82H228ZM241 79V78H240ZM253 79V80H252ZM176 80H178V82H176ZM196 80V81H195ZM248 80V81H247ZM250 80H252V82L250 81ZM200 81V80H199ZM259 82L258 84H257V86L256 87H259V88H261L262 89V91H263V93L260 95V94H258L257 96H258V98H259V101H258V98H257V96H256V94L255 93H261L260 91L261 90H258L259 88H256V87H254L255 85H254V83L255 82ZM132 82H134V81H132ZM131 82V84L133 85V83ZM224 83V86H227V88H228V91L227 92H224L225 90L224 89H221L220 88V86H221V83ZM233 82H232V84H231V81H229L228 83L230 84V85H234L233 84ZM247 82H249V85H248V83ZM251 82V83H250ZM262 82V83H261ZM193 83V84H192ZM208 83H210V84H208ZM244 83V84H243ZM247 83V84H246ZM253 83V84H252ZM127 84V83H126ZM207 84H208V86H207ZM253 85V90H255V88L257 89V91H253L251 88H249L251 85ZM177 85V86H176ZM210 85V86H209ZM236 85H239V86H242L243 88H242V92H241V90H237L238 91V96H236V94H235V96L237 97V99H236V97H235V99H234V95L233 96H229L228 97V95H230V92H229V90L231 89V88H233V90H235L236 88ZM245 85H246V87H245ZM248 85V86H247ZM8 86V87H7ZM203 86V87H202ZM222 86H223V84H222ZM221 86V87H222ZM223 86V88H225ZM229 86V87H228ZM264 86V85H263ZM205 87V88H204ZM177 88V89H176ZM203 88V89H202ZM239 88V87H238ZM244 88H246V89H244ZM247 89H249V90H247ZM3 90H0L1 92L3 91ZM184 90V91H183ZM198 90H196V91H198ZM206 90H207V92H206ZM223 90V91H222ZM251 90V91H250ZM183 91V92H182ZM188 91V90H187ZM231 91H232V89H231ZM253 91V92H252ZM1 92H0V94H1ZM205 92V93H204ZM226 93L227 94V96L225 97V95L226 94H224V96L223 95H221L220 97H221V99L219 100V95L220 94H222V93ZM239 92H241V93H239ZM250 92H252V93H250ZM8 94H12V93H10V92H7ZM189 92H187L186 94H188ZM195 93H194V95H192V96H196L195 95ZM229 93V94H228ZM232 93V92H231ZM204 94V95H203ZM245 94V95H244ZM250 94H252V95H250ZM198 95H197V97H198ZM202 95H203V97L204 98H201L200 99V97H202ZM1 97L0 98H2L3 96L2 95H0ZM215 96V95H214ZM222 96H223V98H222ZM255 96V97H254ZM196 97V98H197ZM217 97H219V98H217ZM231 97V98H230ZM246 97V98H247ZM214 98V97H213ZM216 98H217V100H216ZM230 98V99H229ZM255 98H257V101H256V99ZM165 99V102L164 101H162V100H164ZM176 99V98H175ZM253 99H255V100H253ZM4 100V99H3ZM116 100H119V102L120 101H123V103L122 102H120V104L123 106V108H124V105L126 104L125 102L126 101H129V103L132 101L133 103H135V102H137L136 103V106H135V104H134V106H135V108L133 109V104H132V102H131V106H133L132 107V109L135 111V112H131L132 114L134 113V115H131V113L130 114H128L127 112L128 111H126L125 113H126V115H128V117H126V115H124L123 114V116L122 117H126V119L127 120H129V123L131 122V121H133L134 119L136 120L137 118H138V121L139 122H135V123H133L132 124V122L129 124L128 122H126V125L127 124H129V128H127V126L125 127V129L124 130H126V128H127V132H123L124 134H125V137L124 138H118V137H120V135L122 136V134H118L119 136L116 138L115 137V139L113 138L112 139V137L114 136V135H117V131H119V132H121L120 130H117V128L115 127V128H111V125H113V124H111L110 126L109 125H107V126H105V125H103V128H104V130H105V132L107 131L106 129H108L109 127H110V129L111 130H109L108 129V131L106 132L108 135H110L109 133L110 132H114V129L115 130H117V131H115L114 133H113V136H109V137H111V139L109 138H107V136H106V141L105 142H101L102 140L104 141V139H105V135H104V133H103V128H101V127H99L97 124L100 122V121H104L105 122V120H107L108 119V116L106 115V113L105 112H103L104 113V115H106L107 116V119H106V116H103L102 115V111H105V109L103 110L102 108H104V107H102V105H104L105 103V105H107V103L109 104V101H111V105H112V103L113 102H115ZM255 101V103H257V104H253L252 102L253 101ZM108 101V102H107ZM113 101V102H112ZM125 101V102H124ZM135 101V102H134ZM172 101V102H171ZM207 101H202V102H204V104L206 105V106H213V104H210L209 103V101H208V103H207ZM117 102V101H116ZM192 102V103H191ZM222 102H220V104L222 103ZM227 102V101H226ZM240 102V101H239ZM241 102V103H242ZM118 103V102H117ZM117 103H116V105H117ZM125 103V104H124ZM242 103V104H243ZM264 103V101H262L261 102V105ZM114 104V103H113ZM127 104H128V102H127ZM207 104H209V105H207ZM216 104H214V106L216 105ZM260 104V103H259ZM111 105H108V107H110V109L112 108L113 109V106L111 107ZM121 105H119V103H118V106H116V107H118V108H116V109H119V107H120V109L124 112V109H122V107H121ZM160 105H162V104H160ZM189 105V106H190ZM97 106L99 107H101V113H99L100 115L98 116V114H96V116H94V111L96 110H93V108L92 107H96L97 108ZM126 106V105H125ZM130 105H128L127 107L128 108H130L129 107ZM174 106V105H173ZM228 106V105H227ZM231 106H233V105H230L229 104V107L228 108H230ZM235 106H237V104L235 105ZM127 107H125L126 108V110L128 109ZM178 107H179V109H178ZM182 108V110H181V108ZM234 107V106H233ZM240 107V108H239ZM243 107V106H242ZM114 108V109H115ZM157 108H158V111H156L157 110ZM169 107L167 106V108H165L164 107V109L165 110H167ZM199 108V109H198ZM226 108V107H225ZM228 108H226L227 110H228ZM238 108H239V110L241 109V106H238ZM237 108V109H238ZM107 109H109V108H107ZM113 109V110H114ZM119 109V110H120ZM131 109V108H130ZM131 109V110H132ZM137 109H138V111H137ZM163 109V108H162ZM171 109H173V110H171ZM186 109V111H184ZM197 109V110H196ZM203 109H205V108H203ZM220 109H222V108H220ZM236 108L234 107V109L232 110V107H231V110L229 109V111H236L235 110ZM262 109V108H261ZM98 110V109H97ZM96 110V111H97ZM100 110V109H99ZM98 110V111H99ZM118 110V111H119ZM151 110H155L153 113H151V114H148V115H151V117L150 116H148L147 115V113H150V111ZM199 110V111H198ZM224 110V112L221 110V112L222 113H224V114H222V113H220V117H224V119H229L227 122L229 123L230 122V120L231 119H234V120H232L231 121V124L229 123V125H234L235 123H236V125H238V123L240 122V120H243V119H241V117L242 118H244V123L246 124V126H245V130L243 129V125H244V123H241L239 126H236V127H239V129L241 128V132H240V130L238 131V129L237 128H235L234 126V128L235 129H237V131H235V129L234 130H231V126H228L227 124V122H225V123H227L226 124V126H225V123L223 122V124H224V130L226 129H229V130H227L226 132L224 131V133H225V135H228V134H230L231 136L233 135V133H232V131H234V137L232 136V138L228 135V136H225V137H227V140L229 141V139H230V141L231 140H233V138H235L234 139V141H232L233 143H232V145L231 146H229L228 145V149H229V147H230V149H229V153L231 152H234L233 154H230V159H231V157H232V155H234L235 154V152H236V149H238L239 150V148H238V145H242V144H240V143H244L245 141H246V146L248 147V142H247V139H245L246 137H245V135H247V138H248V135L249 136H251L252 134V137L250 138V139H252V141H251V143L253 142V141H255L254 140V138L256 137V136H258L259 134H261V133H259L260 131L258 130V129H261L260 127L261 126H263L264 127V120H263V118L264 117H262V116H264L263 114H261V112H260V110H258V109H253L252 111H253V113H254V117H258V116H260V118L263 120H261L259 117V119H260V121H254L253 120V124H258V126L260 125V127H258L257 125V130H256V128H255V130H254V127L253 128H251L252 126H251V124H252V119L250 120L249 118H247L249 115H252L251 113L249 114V115H247L246 113H242L241 114V112L239 113L241 116L239 117L240 118V120L238 121V123L236 122L237 120L235 119V118H233L234 117V115H235V113H234V115H233V117L231 116L233 113H231V112H229V111H225V109H223ZM242 110H243V112H244V110L245 109H243L242 108ZM95 111V112H96ZM122 111H120L119 113H121ZM195 111H198V112H195ZM205 111V110H204ZM214 111V110H213ZM215 111H217V112H215V113H219V108H218V110L217 109H215ZM250 111H251V109H250ZM262 111H263V109H262ZM116 112V111H115ZM115 112H113V114L115 113ZM159 112H161V110L159 111ZM167 113H169V109L166 111ZM166 112L164 111L163 113H165L166 114ZM185 112V113H184ZM117 113V112H116ZM115 113V114H116ZM119 113H117V114H119ZM157 113V114H156ZM171 113V114H172ZM182 113H184L183 114V116H182ZM187 113V114H186ZM193 113V114H192ZM194 113H197V114H194ZM205 113H207V110L205 111ZM204 113V114H205ZM209 113V112H208ZM208 113H207V116H205V118H206V121H210V119L209 118H211L210 117V115H208ZM229 113H231L230 115H229V117L231 116L232 118L230 119V118H226V117H228V115L227 114H229ZM236 113H238V112H236ZM107 114H110V112L109 113H107ZM116 114V115H117ZM152 114H153V116L154 115H158L157 116V118H159V119H155L156 118V116H154V118L153 119H151L152 118ZM200 114V115H199ZM210 114V113H209ZM221 114H222V116H221ZM166 115H168V114H166ZM193 115H198L199 116V118H201V119H194L195 118V116H193ZM262 115V116H261ZM130 116V117H129ZM144 116H145V118H146V116H147V118H146V121H149V120H151V121H149V123L150 122H152L154 119L155 120H159L158 121V123H157V125H155L156 124V122L157 121H155V124L153 125V128H152V124L150 123V125L148 126V123L145 121V118H144ZM197 116V117H198ZM209 116V117H208ZM236 116V115H235ZM244 116V117H243ZM44 117V118H43ZM110 117H111V114H110ZM121 117V116H120ZM181 117V118H180ZM191 117H194V118H191ZM196 117V118H197ZM213 117V116H212ZM148 118H150V119H148ZM110 119V118H109ZM123 119V118H122ZM163 119H165V118H163ZM172 119V118H171ZM194 120V121H191V120ZM208 119V120H207ZM214 120L215 118H211V120ZM245 119H246V121L247 122H249V124H250V126H249V124L247 125V123H246V121H245ZM250 121H249V120ZM117 120H119V119H117ZM201 120V121H200ZM66 121V122H65ZM153 121V122H154ZM169 121V120H168ZM197 121V122H196ZM233 121H235V122H233ZM65 122V123H64ZM122 122H123V120L121 121V123L120 124H122ZM125 122V121H124ZM124 122H123V124L121 125V126H125V124H124ZM134 122V121H133ZM145 122H146V124H145ZM152 122V123H153ZM190 122H191V124H190ZM199 122V123H198ZM211 122V121H210ZM221 124H222V121H219ZM234 124H233V123ZM243 122V121H242ZM255 122V123H254ZM142 123H144V124H142ZM178 123H181V127L180 126H178V125H180V124H178ZM197 123V124H196ZM209 123V122H208ZM62 124H65L64 126L62 125ZM67 124V125H66ZM89 124H92L93 125V129H91V130H89L88 132H84V130L86 129V127H88V125ZM167 124V123H166ZM222 124V125H223ZM252 124V125H253ZM263 124V125H262ZM171 125V124H170ZM174 125H176V124H174ZM220 125V124H219ZM102 126V125H101ZM109 126V127H108ZM151 126V127H150ZM157 126V127H156ZM201 126V125H200ZM214 127H216L215 125H213ZM247 126H249L248 128H247ZM254 126V125H253ZM106 127H108V128H106ZM123 127H120L121 129L123 128ZM151 129H150V128ZM154 127H155V129H154ZM165 127V126H164ZM174 127V126H173ZM173 127L171 128L172 130H173ZM178 127V128H177ZM198 127V126H197ZM202 127V126H201ZM201 127H199V129L201 128ZM223 127V126H222ZM228 127H230V128H228ZM149 128V129H148ZM157 128V129H156ZM174 128V129H175ZM184 128V129H185ZM195 128V127H194ZM209 128H211V127H209ZM253 129V130H251V131H255V132H257L256 133V136L254 135V133L255 132H253V133H250L249 134V132H247L246 134H245V131H248L247 129ZM145 129H147V130H145ZM152 129H154V130H152ZM165 129H169V125H167V128H165ZM164 129V130H165ZM171 129H169V130H171ZM175 129V130H176ZM202 129V128H201ZM221 129V128H220ZM113 130V131H112ZM123 130V131H124ZM169 130H167V131H169ZM210 130V129H209ZM244 131V135L242 134V132ZM110 131V132H109ZM147 131L149 132V133H152L153 135V138H151L150 139V137L148 138L147 137V139L150 141V140H152V141H150V143H149V141H146V136H145V134L147 133ZM166 131V130H165ZM166 131V132H167ZM174 131V130H173ZM172 131V132H173ZM190 131V130H189ZM189 131H187V133L185 134L184 132V134L185 135H187L186 137H188V136H193L192 134H191V131L189 132ZM214 131H216L215 129H214ZM213 131V132H214ZM230 131V132H229ZM250 131V132H251ZM166 132H164L165 133V135L164 136H166ZM194 133H196V131L194 130L193 131ZM219 132H220V130H219ZM237 132H240L238 135L239 136H237L236 134H237ZM112 133H111V135H112ZM116 133V134H115ZM128 133V134H127ZM174 133V132H173ZM190 133V135H188ZM193 133V134H194ZM207 133H208V130H207ZM211 133V132H210ZM228 133V134H227ZM232 133V134H231ZM236 133V134H235ZM123 134V135H124ZM148 134V133H147ZM154 134H156V135H154ZM169 134H171L170 133V131H169ZM169 134H167V135H169ZM197 134H200V133H196V134H194V137L197 135ZM175 135V134H174ZM176 135H177V132H176ZM236 135V136H235ZM241 135H243L242 136V139H240L241 137ZM103 136H104V139H103ZM162 136V137H161ZM211 136V135H210ZM261 136H262V134H261ZM261 136H260V138H261ZM172 137V136H171ZM170 137V138H171ZM174 137V136H173ZM224 137V136H223ZM224 137V138H225ZM228 137H230V138H228ZM237 137H238V139H237ZM254 137V138H253ZM168 138V137H167ZM189 138V137H188ZM197 139H198V137H196ZM249 138H248V140H249ZM259 138V139H260ZM120 139H121V142H120ZM154 139V140H153ZM158 139V140H157ZM190 139H192V138H190ZM243 139H245V141L243 140ZM257 140L256 142H258V145L257 146H259V144L261 145V144H263L260 140ZM115 140V141H114ZM116 140H118L117 142L118 143H116ZM206 140V139H205ZM204 140V142L202 143L201 142V140L200 139H198V141H200V144L198 145L200 148H199V150L201 149V155L199 154V156H201L202 158L201 159H204L203 157L204 156H207V158L205 157V159H204V161L203 160H199L198 158L197 159H195L194 161H200V163L198 162V164L197 165H199L198 167H200L201 165L204 167V165L206 166V164L208 163V161H211V162H213V160H215L214 158H215V156H218V155H220V153L221 152H223V150L222 151H220L219 150V148L218 147H214L215 148V150H212L211 152L213 153V154H211V156L213 155V157H211V156H209V154L211 153L210 152V147L209 146H211L209 143H208V141H207V145H209V146H206L205 145V141ZM242 140H243V142H242ZM24 141V142H23ZM171 141V140H170ZM188 141H193V140H189L188 139ZM188 141H185L186 142V144H185V146L189 143ZM197 141V140H196ZM197 141V142H198ZM203 141V140H202ZM222 142H223V140H221ZM220 141V142H221ZM184 142V143H185ZM221 142V143H222ZM263 142H264V139H263ZM114 143H116V144H114ZM149 143V144H148ZM161 143V144H160ZM172 143H174V142H172ZM183 143V142H182ZM183 143V144H184ZM196 143V142H195ZM224 143V142H223ZM222 143V144H223ZM227 143V142H226ZM225 143V144H226ZM166 144V143H165ZM165 144H163V147H164V145ZM176 144V143H175ZM191 144V143H190ZM190 144H188V145H190ZM192 144H193V142H192ZM204 144V145H203ZM221 144V145H222ZM16 145H18V144H16ZM15 145V146H16ZM157 146L158 147V149H160V146ZM173 144H166V146L168 147H166V148H163L162 146H161V148L163 149L162 151H163V153H164V150L165 151H167V152H169V153H171L172 154V156H170L168 153L164 156V155H162L163 153H162V151H160V153H158V152H156V153H153V152H155V151H152V155L153 154H155V155H153L151 158L153 159V158H157L158 156L159 157H161V158H159L158 157V159H160V160H157V164H159L160 162L162 163V165H161V163L159 164V165H153V166H155V170H156V168H158L159 167V169H160V171H159V169L158 170H156V172H155V170L153 169V167H149V166H147V167H149V168H147V169H149L148 171H150V174H148V175H146V173H144L145 171L147 172V173H149L147 170H145L146 168H136V169H138V171L139 170H141L140 172V174H144V176H142L141 178H140V174H139V172L135 169V167H137V166H135L134 167V165H133V170H132V173L134 172V170H136L137 171V177H139L138 178V180H137V177H135L136 178V180L134 181V182H136V186H138L137 185V183H141L142 184V181L144 180V184L145 183H147L148 181L150 182V178H151V176H152V179H153V176H154V174H152V173H157V176L159 177V178H161L162 177V175H164V174H166V175H168L169 176V174L171 173L172 174V171H173V166L174 165H172V164H174L173 162H175L174 161V156H173V153H172V151L173 152H177L176 151V148H177V146L175 145V149H174V145L172 146ZM180 145V146H179ZM182 144H181V142H180V144L178 143V146L179 147H181V148H179L178 147V149H179V155H183V153H180V149H181V152L185 149V146L184 147H182L181 146ZM195 145H197V144H195ZM221 145H220V147H221ZM18 146H21V145H18ZM156 146H153V148H155V150H158L157 148H156ZM170 146H172L171 148H170ZM191 146V145H190ZM186 146V147H188L187 149H185L186 151H189L188 149H192L191 147H193V146ZM245 146V149L247 148ZM253 146V143L250 145V142H249V149L247 148L246 150L244 149V148H242L241 150H243L244 151V154H243V152L241 153V152H239V155H240V153L241 154H243V156L245 155V157L243 158H241V159H239V157L237 158L238 160L236 161V158H235V161H236V165H235V162H234V165L235 166H233V165H229L230 164V162H228L229 164L227 165V167H229L230 166V168H232V166H233V169H229V170H231V172L233 173H231V172H228L229 174L231 173L232 174V176H234V174L238 171V169H243L242 170V173L244 172H246L245 174H247L246 175V178H241L242 180L240 181V178H239V182H245V180H246V184L244 183V185H246L247 186V189L245 188V189H243L242 191H241V194H239L238 195V197H236L237 198V201H239V202H241V201H244V200H246V198H247V196H248V192H249V189H250V185L248 186V183H250L251 185L253 184V183H251L252 181H253V179H252V177H251V179H247V178H249L248 177V175H253V173L255 172V171H253L252 172V170H255L256 169V167L254 166V164H251V162L253 163V161L254 160H252L251 161V159H250V157H252V156H255V154H253L252 152H254V150H255V148L254 147H252ZM255 146V145H254ZM190 147V148H189ZM197 147V146H196ZM213 147V146H212ZM240 147V146H239ZM261 147H264V146H261ZM17 148V147H16ZM147 148V147H146ZM145 148V149H146ZM152 148V149H153ZM182 148H184V149H182ZM194 148H195V146H194ZM193 148V149H194ZM218 148V149H217ZM223 148V147H222ZM241 148V147H240ZM9 149H11V148H9ZM23 149H25V151L23 150ZM31 150H32V148H30ZM170 149L171 150V152H170V150L168 151V150ZM172 149H174V150H172ZM224 149H226V145H225V148ZM254 149V150H253ZM22 150L24 151V152H22ZM184 150V151H185ZM197 150V148H195L193 151L195 152ZM199 150H198V153H199ZM209 150V151H208ZM8 151V150H7ZM28 151V152H29ZM150 151V150H149ZM183 151V152H184ZM192 151V152H193ZM214 151V152H213ZM258 152H259V150H257ZM2 152H5V151H2ZM9 152V151H8ZM28 152H26V153H28ZM31 152H32V154H31ZM191 152V151H190ZM207 152H210L209 154L207 153ZM248 152H250V154L248 153ZM257 152V153H258ZM262 152V151H261ZM264 152V151H263ZM262 152V153H263ZM149 153V154H148ZM151 152H146V154H144L145 156L147 155L148 157H150L151 156V154H150ZM157 153L158 154H161V155H158L157 156ZM174 153V154H175ZM185 153V152H184ZM197 153V152H196ZM198 153H197V155H198ZM227 153H228V151H227ZM229 153L227 154V156L229 155ZM238 152H236V154H237ZM251 153H252V155H251ZM255 153V152H254ZM261 153V154H262ZM29 154V153H28ZM28 154H26V155H28ZM177 154V153H176ZM175 154V158H176V163L178 164H176L177 165V167L179 166V164H181V162L182 161H178L177 159H179V160H181V159H183V160H185L184 158L185 157H183V158H177L178 157V154L176 155ZM224 154V153H223ZM235 154V155H236ZM261 154H259V155H261ZM135 155V154H134ZM150 155V156H149ZM168 155V156H167ZM193 155V154H192ZM191 155V157H193L194 155H195V153H194V155L192 156ZM234 155V156H235ZM248 155H250V156H248ZM17 156H18V154H17ZM25 156V155H24ZM38 156V157H39ZM127 155H125L124 157H126ZM163 156V157H162ZM172 157V159H170V158H168V159H170L169 161L172 163H169L168 162V160L165 162L166 164H167V162H168V164L170 165H168L167 164V166L166 165H164L165 163L164 162H162L163 160H166V158L165 157ZM187 156V155H186ZM223 156V155H222ZM257 156H258V154H257ZM263 154H262V158H263ZM2 157V156H1ZM138 157V156H137ZM136 157V158H137ZM140 157H144L143 155L142 156H140ZM179 157H182V156H179ZM195 157V156H194ZM197 157V156H196ZM220 157V156H219ZM224 157V156H223ZM259 157V156H258ZM133 158V157H132ZM136 158H134L135 160H136ZM163 158V159H162ZM165 158V159H164ZM189 158H190V154H189ZM218 158V157H217ZM216 158V160H218ZM221 158V157H220ZM261 158V157H260ZM260 158H259V160H260ZM25 159V160H26ZM32 159L33 158H31V161H32ZM127 159V158H126ZM142 159H144V158H142ZM155 159H153L154 161H156ZM228 158H226V160H227ZM264 159V158H263ZM138 160H140L139 158L137 159V162H138ZM153 160L151 161L152 163H153ZM190 160V159H189ZM193 160V159H192ZM262 160V159H261ZM27 161V162H28ZM145 161V162H144ZM160 161V162H159ZM232 161V160H231ZM234 161V160H233ZM132 162V161H131ZM140 162H142V160H140L139 161V163ZM143 162L144 163H146V159H144L143 160ZM142 162V163H143ZM148 162L149 161H147V164H148ZM159 162V163H158ZM179 162V163H178ZM207 162V163H206ZM255 162V161H254ZM31 163V165H32V162H30ZM128 163H130V162H128ZM150 163V162H149ZM164 163V164H163ZM183 163V162H182ZM196 163V162H195ZM215 163V162H214ZM217 163V162H216ZM262 163H264V162H262ZM61 163H53V166H54V169L55 168H59L60 169V166H62V164L60 165ZM73 164V163H72ZM71 164V165H72ZM131 164H133V163H131ZM130 164V166L132 167V165ZM141 164V163H140ZM188 164V163H187ZM189 164H190V162H189ZM193 164V163H192ZM27 165H28V163H27ZM27 165H25V168L27 167ZM143 165H145V164H143ZM195 165L196 164H193V166L195 167ZM226 165V164H225ZM251 165V166H250ZM252 165H253V168H252ZM256 165V164H255ZM264 165V164H263ZM23 166H24V164H23ZM29 167H30V164L28 165ZM73 166V165H72ZM73 166V167H74ZM118 166V167H117ZM130 166H128V167H130ZM160 166H162V168L164 167V166H166V167H164L165 169L167 168V169H169L171 166V168L169 169V170H171V172L168 174V173H166V172H168V170H166V172H165V170H164V172L165 173H163L162 174V172L163 171H161V170H163L162 168H160ZM81 167V168H80ZM128 167H124V168H128ZM193 167V168H194ZM197 167V166H196ZM197 167V168H198ZM254 167H255V169H254ZM262 168V164L260 165V166H258V170H259V173H261L262 171L260 170L261 168ZM77 168H74L73 170H75L76 172L78 171V169ZM185 168V167H184ZM234 168H236V169H234ZM260 168V169H259ZM16 169V168H15ZM71 170H72V167L70 168ZM77 169V170H76ZM113 169H114V171H113ZM125 169V170H126ZM144 170V172H143V170ZM177 168H176V166H175V171H177L176 170ZM179 169V168H178ZM190 169V168H189ZM220 169V168H219ZM263 169H264V167H263ZM262 169V170H263ZM13 170H14V168H13ZM12 170V172H14ZM68 170V169H67ZM131 169H129L128 168V171H130ZM185 170H187V169H185ZM185 170H183L184 172H185ZM228 170V169H227ZM226 169H225V172L227 171ZM233 170V171H232ZM235 170H237V171H235ZM4 171H5V169H4ZM7 171V170H6ZM66 171V170H65ZM74 171V172H75ZM127 170H126V172H128ZM135 171V172H136ZM158 171V172H157ZM174 171V172H175ZM182 171V172H183ZM188 171V170H187ZM239 171H241V170H239ZM238 171V173H240ZM11 171H9V173H10ZM67 172V171H66ZM69 172V171H68ZM73 172V171H72ZM119 172H117V173H119ZM124 172V171H123ZM122 172V173H123ZM152 172V173H151ZM160 172V173H159ZM181 172V171H180ZM180 172H178V173H180ZM235 172V173H234ZM3 173V172H2ZM78 173H80L79 171H78ZM85 173V174H84ZM112 173H109V174H112ZM131 173V172H130ZM132 173H131V175H132ZM159 173V174H158ZM237 173V174H238ZM258 173V174H259ZM8 174V173H7ZM12 174V173H11ZM10 174V175H11ZM26 174H27V172H26ZM114 174V173H113ZM126 174V173H125ZM133 174H136V173H133ZM139 174V175H138ZM236 174V175H237ZM245 174L243 175V176H245ZM263 174V173H262ZM3 175H5V172H4V174ZM9 175V176H10ZM29 175H31V174H29ZM106 175V174H105ZM107 175H108V172H107ZM117 175V174H116ZM115 175V176H116ZM128 175L127 176V178L126 177H123V176H120L121 178V180H119L120 181V183L122 182V180H124V179H122V177L123 178H126V180H125V182H127V180H129L130 179V177H132V178H134V176L132 175ZM145 175H146V180L144 179L145 178ZM151 175V176H150ZM161 175V176H160ZM177 175H179V174H176V176ZM235 175V177H238V176H236ZM239 175V174H238ZM251 175V176H252ZM260 175V174H259ZM6 176V175H5ZM9 176H7V177H9ZM14 176V175H13ZM26 176V175H25ZM84 176V177H83ZM126 176V175H125ZM167 176V178H165V180H166V183H167V179L170 177H168ZM174 177V181H172V179H171V182L172 183H174L175 184V182L177 181L178 183H179V181L178 180H182V179H184V178H180V179H175V178H178V177ZM180 176H182V173H180ZM179 176V177H180ZM242 175H241V177H243ZM262 176V175H261ZM1 177V176H0ZM11 177V176H10ZM16 177V176H15ZM24 177V176H23ZM30 177V176H29ZM103 177V179H100L98 182H97V184L95 185V187H94V189H96L95 191H97V190H99V188H103V186L105 185L104 184V182H103V186H101L100 185V182L101 181H104V176H102ZM150 177V178H149ZM164 177H165V175L163 176V179H164ZM234 177V179H236ZM257 177V176H256ZM260 177V176H259ZM4 178V177H3ZM25 178H28V176L27 177H25ZM25 178H23V180L25 179ZM116 178V177H115ZM113 179V180H115V181H113L112 183H114L115 182V185L117 186L119 183H118V181H117V183H116V179ZM230 178H232L231 176H230ZM229 178V179H230ZM9 179V178H8ZM12 179H14V177L12 178ZM21 179V178H20ZM106 179V178H105ZM139 179H140V182H139ZM154 179H155V177H154ZM257 179H260V178H257ZM6 180V179H5ZM14 180H16V179H14ZM142 180V181H141ZM148 180V181H147ZM156 180V184H155V186L156 187H158V188H160L163 184H166L165 183V181L164 180H162V182H161V179H160V182L158 181L159 179L157 178V179H155ZM155 180L153 181V182H155ZM180 180V183L183 181H181ZM224 180V179H223ZM261 180V179H260ZM259 180V181H260ZM19 181V180H18ZM21 181V180H20ZM146 181V182H145ZM152 181V180H151ZM164 181V182H163ZM185 181V182H184ZM184 181H183V183L181 184L182 186L180 187V189H178V194H177V192H176V189L174 190V189H172V190H174L175 192H176V194H174V195H177V198H178V196H179V198H180V196H181V194H183L184 192H186V190H187V188H192V186L194 185V183H192V182H190L189 180L186 182V179H184ZM226 181V180H225ZM224 181V182H225ZM234 180L232 179V183H231V180L229 181H227L228 182V184L230 183V185H231V187H233V185H234V182H233ZM238 181V179L236 180V182L235 183H237V184H239V182H237ZM249 181V182H248ZM251 181V182H250ZM258 181V182H259ZM79 182H78V184H79ZM84 182V183H83ZM93 182V181H92ZM129 182H131L130 180H129ZM134 182H131L132 184L134 183ZM148 182V183H149ZM171 182H169V183H171ZM177 182H176V185H177V187L174 185V188H178V186L180 185V184H177ZM223 182V181H222ZM260 182H262V180L260 181ZM1 183V182H0ZM20 183V182H19ZM68 183V182H67ZM70 183V182H69ZM68 183V184H69ZM110 184H111V182H109ZM124 183V182H123ZM130 183V187H134V185H132ZM148 183H147V185H148ZM160 183H162V184H160ZM16 184V182L13 184V185H15ZM72 183H70L69 185H71ZM107 185H105L104 186V188H106V189H108V182L106 183ZM124 184H126V183H124ZM127 184H129V183H127ZM126 184V185H127ZM151 184H153V183H151ZM151 184H149V185H151ZM153 184V185H154ZM161 186H160V185ZM197 184V183H196ZM220 184V183H219ZM228 184H227V186H228ZM241 184V183H240ZM2 185V184H1ZM4 185V184H3ZM17 185V184H16ZM171 184H169L167 187H165V190L166 189H169V186H170ZM172 185V186H173ZM226 185V184H225ZM5 186H7V185H5ZM5 186L3 187H1L0 186V188L2 189H6L7 190V188H5ZM101 186V187H100ZM111 185H109V190L110 189H112L113 188V184H112V186L110 187ZM172 186H170V189H171V187ZM226 186V187H227ZM246 186H244V187H246ZM8 188H9V185L7 186ZM12 186L10 185V188H11ZM14 187V186H13ZM48 187V186H47ZM50 187V186H49ZM58 187V186H57ZM66 187H67V184H66ZM65 186L64 187H62V188H66ZM69 187H71V186H69ZM79 187V186H78ZM99 187V188H98ZM124 187V186H123ZM144 187L147 189V191H144V190H146V189H144ZM194 187V186H193ZM236 187H237V185H236ZM243 187V186H242ZM241 186H240V188H239V190L242 188ZM243 187V188H244ZM249 187V188H248ZM9 188V189H10ZM16 188V187H15ZM13 189V188H11V189H13V190H8V191H10V192H6V190L5 191H2V192H4L5 194L7 193H9L8 195H11L9 198L11 199H13L14 198V194H15V190L16 189ZM18 188V187H17ZM19 188H20V184H19ZM33 188V187H32ZM43 188V187H42ZM44 188H46V187H44ZM43 188V189H44ZM60 188H61V185H60ZM60 188H57V189H60ZM77 188V187H76ZM139 188H141V190L139 189ZM138 188V190H140V191H142L143 193L144 192H148L149 191V188H152V187H150V186H148V187H146V186H143V190H142V187H139ZM153 188H154V186H153ZM173 188V187H172ZM186 188V189H185ZM1 189H0V191H1ZM2 189V190H3ZM24 189V191H26L25 190V188H22V190ZM48 190H49V188H47ZM46 189V190H47ZM55 189V191L53 192V194L51 193V192H49L48 194H49V196H48V198H47V204H48V199L50 198V194H51V196L52 195H57V193H58V190H56V188H54ZM68 189V188H67ZM70 189V188H69ZM74 189V188H73ZM73 189H71L72 191L71 192H73V194L72 193H70L72 196L73 195H75L74 197L76 198H72L73 199V202H74V200H81V201H83V203L87 200V198H86V194L84 195V191L82 192V191H80L81 189H83V188H80V189H77L76 191V194H75V192H74V190ZM85 189V188H84ZM118 189H120V187L118 188ZM122 189H124V188H122ZM122 189H120V190H122ZM128 189V188H127ZM127 189H125L124 190V192H122V193H124V195L126 194L127 195V193L126 192H128L129 190H131V189H129V190H127ZM184 189H185V191H184ZM231 188H229L227 191H229ZM233 189H234V187H233ZM232 189V190H233ZM21 190V191H22ZM29 190H31V188L29 189ZM42 190V189H41ZM63 192L65 191L64 189H61ZM103 190V189H102ZM105 190V189H104ZM164 190V188H163V190L162 191H165ZM235 190V189H234ZM233 190V192H236L237 191V189L234 191ZM238 190V191H239ZM15 191V192H14ZM18 191V190H17ZM20 191V192H21ZM35 191H39V190H35ZM45 191V190H44ZM56 191H57V193H56ZM60 191V190H59ZM100 191V190H99ZM115 191V190H114ZM126 191V192H125ZM167 191V190H166ZM2 192H0V194H3ZM12 192H13V195H12ZM30 192V191H29ZM32 192V191H31ZM40 192H43V190L42 191H40ZM68 192V191H67ZM136 193V190L134 189H132L131 190V192H129L128 193V196H132V195H130V194H133V193ZM150 192H152V191H150ZM11 193V194H10ZM21 193H23V192H21ZM25 193V192H24ZM65 193V192H64ZM120 193V192H119ZM149 193V192H148ZM162 193V192H161ZM163 193H165V192H163ZM170 193H172V191L170 192ZM230 196H231V194H232V192H231V190H230ZM237 193V192H236ZM235 193V194H236ZM5 194H4V196L3 197H5ZM7 194H6V196H7ZM16 194H17V192H16ZM26 194V193H25ZM47 194V195H48ZM70 194H66V195H70ZM112 194V198H113V196H114V194H116V192H113V193H110V194H100V193H98L97 195L95 194V198H92L93 200H89V202H91V204H89V205H92L93 203H95V202H93L92 203V201H96V197H97V199L98 200H101V201H104L105 199H109L108 198V195H111ZM121 194V193H120ZM138 194V193H137ZM173 194V193H172ZM185 194V193H184ZM227 194V193H226ZM235 194H233L234 196H237V195H235ZM238 194V193H237ZM249 194H250V192H249ZM20 195H22V194H20ZM32 195H33V193H32ZM38 195V194H37ZM40 195V194H39ZM46 195V196H47ZM63 195V194H62ZM65 195V194H64ZM63 195V196H64ZM101 195H106V196H103L104 198H102L101 197ZM117 195V194H116ZM141 195V194H140ZM143 195V194H142ZM149 195V194H148ZM159 195V194H158ZM251 195V194H250ZM253 195V194H252ZM1 197H2V195H0ZM17 196V197H16ZM35 197H36V195H34ZM34 196H33V199H34ZM45 196V197H46ZM84 196H85V198L86 199H84ZM168 196V195H167ZM166 196V197H167ZM229 196V195H228ZM233 196V197H234ZM1 197H0V199H1ZM2 197V198H3ZM8 197V196H7ZM15 199H16V202H17V198L19 197V194H17V195H15ZM53 198L55 197V196H52ZM51 197V198H52ZM59 197V199H60V196H57V197H55L54 199L56 200V198H58ZM62 197V196H61ZM102 198V199H100V198ZM115 198H116V196H114ZM120 197H121V195H120ZM127 197V196H126ZM135 197V196H134ZM138 197H140V196H138ZM143 197H145V194H144V196H142V198ZM151 197V196H150ZM161 197V195L159 196V199H161L160 198ZM40 199H41V197H39ZM51 198H50V200H51ZM53 198H52V200H53ZM68 198H70L71 199V196H69V197H67V199ZM79 198H81V199H79ZM111 198V197H110ZM146 198V200L144 199V201H143V199H142V202H140L139 204H138V199H137V201H136V199H135V201L134 202H137V204L140 206V205H142L141 206V208L143 209V204L144 205H146L147 203H145V202H148L149 203V201H148V199H150V198H148L147 196L145 197ZM163 198H164V200H165V197H164V195H163ZM178 198V199H179ZM231 198H232V196H231ZM9 199V200H10ZM15 199H13L11 202V204H13L14 202V200ZM24 199V198H23ZM37 199V198H36ZM59 199H57V200H59ZM61 199H63V198H61ZM66 199V198H65ZM91 199V198H90ZM122 199L124 200L125 199V197L123 198L122 197ZM129 198H127V200H128ZM229 199V198H228ZM2 200V199H1ZM1 200H0V202H1ZM9 200H5V202L4 201H2L3 203H5V205H9L8 203H10V201ZM24 200H27V202L26 201H22L21 203H23L22 205H23V207L22 206H20V204H19V207L17 208V210L19 209V208H21V209H23L24 207V211H25V209H27V211H28V208H29V210H30V207L32 208V209H34V207L36 208V205L38 204V202L37 203H35V201H33L32 199H30L29 200V196H28V198L27 199H24ZM28 200H29V202H28ZM51 200V201H52ZM55 200H53V202L55 201ZM56 200V201H57ZM64 200V199H63ZM85 200V201H84ZM111 200V199H110ZM110 200H108V201H110ZM133 200H134V198H133ZM133 200H132V202H133ZM166 200H167V198H166ZM168 200H169V198H168ZM180 200H181V198H180ZM227 200V199H226ZM231 200V199H230ZM233 200V199H232ZM30 201H32V202H30ZM43 201H45V200H43ZM107 200H105V202H106ZM115 201V200H114ZM119 201V200H118ZM131 201V200H130ZM140 201V200H139ZM178 201V200H177ZM34 202V204L32 205V203ZM40 202H41V200H40ZM66 203H68V204H70L69 202H71L72 203V200L70 201L69 199H68V202H67V200L65 201ZM76 202V201H75ZM74 202V204L76 205V207L75 208H77V206H79V205H77V204H81V202H76L75 203ZM98 202V201H97ZM105 202H102V203H105ZM120 202H121V200H120ZM133 202V203H134ZM227 202H229L228 200H227ZM233 202H234V200H233ZM232 202V203H233ZM247 202V201H246ZM29 205H28V204ZM31 203V204H30ZM42 203H44V204H46L45 202H42ZM59 203H63V202H60L59 201ZM82 203V204H83ZM99 203H101V202H99ZM110 203V202H109ZM127 203V202H126ZM154 203V202H153ZM159 203V202H158ZM231 203V204H232ZM235 203H236V201H235ZM1 205H2V203H0ZM15 204V203H14ZM27 204V206H24V205H26ZM52 204V203H51ZM65 204V203H64ZM74 204H70L71 206H73ZM81 204V205H82ZM96 204V203H95ZM105 204H107V203H105ZM104 204V205H105ZM134 204H136V203H134ZM236 204H238V202L236 203ZM4 205V206H5ZM35 205V206H34ZM41 205H43V204H41ZM61 205V204H60ZM66 205V204H65ZM64 205V206H65ZM74 205V206H75ZM94 205V204H93ZM102 204H98V206H101ZM104 205L102 206V207H104ZM112 205V204H111ZM118 205V204H117ZM147 205H149V204H147ZM146 205V206H147ZM30 206V207H29ZM37 206H39L40 207V205H37ZM44 206V205H43ZM53 206H54V204H53ZM61 206H63V205H61ZM69 206V205H68ZM68 206L66 207L67 209H68ZM70 206V207H71ZM96 207H98L97 205H95ZM95 206H94V208H95ZM154 206V205H153ZM233 206H234V204H233ZM240 206H241V204H240ZM45 207V206H44ZM47 207V206H46ZM87 207V206H86ZM91 208H92V206H90ZM109 211H111V206L109 205ZM234 207H236V205L234 206ZM234 207H232V208H234ZM41 208V207H40ZM57 207H54V210L56 209ZM59 208V207H58ZM57 208V209H58ZM106 208H108V205H107V207ZM9 209V208H8ZM14 209H16L15 207H14ZM14 209H9V210H12V212H6L5 210H1L0 211V215H2L3 217L5 216L6 218H9V216L10 215H14V216H12L13 218L15 217V213L13 212V210ZM38 209V208H37ZM37 209H35L36 210V212L39 210H37ZM46 209H49V208H46ZM86 209H89V207L88 208H86ZM93 209V208H92ZM92 209H91V212H94L93 213V217H91L92 219V221H95V219H93V218H95L94 217V214H96V213H98V211L96 210V209H93V210H96V211H92ZM144 209L146 210V207H144ZM147 209H149V207L147 206ZM35 210H33L34 212H35ZM61 210V208H59V211ZM66 210V209H65ZM73 210V207H72V209H71V211ZM90 210V209H89ZM101 210H102V208H101ZM139 210H141V209H139ZM237 210V209H236ZM244 210V209H243ZM3 211V212H2ZM15 211V210H14ZM32 211V212H33ZM55 211H57V210H55ZM69 211V210H68ZM105 211V210H104ZM103 211V212H104ZM109 211L107 212V211H105L106 213V216H104V214H100V215H103L102 217L104 218V220H106L107 218H109V215L107 216V213L109 214ZM144 211V210H143ZM159 211V210H158ZM5 212H6V215L8 214V217L5 215ZM22 210L20 211V215H19V217H16V219L18 218H24V217H21V216H29L27 213L29 212H26V214H25V212H23V215H22ZM42 212V216H45V214H44V212L45 211H40V213ZM96 212V213H95ZM3 213V214H2ZM12 213V214H11ZM30 213V212H29ZM48 213H50L49 211H48ZM54 213V212H53ZM58 213V212H57ZM81 213H83V211H81ZM84 213H87V210H85V212ZM117 213V212H116ZM17 214H19V211L17 212ZM17 214H16V216H17ZM34 214V213H33ZM33 214H31L30 213V217H32V215ZM55 214V213H54ZM53 214V215H54ZM111 214L113 215V213L112 212H110V216H111ZM163 214H164V212H163ZM242 214V213H241ZM240 214V215H241ZM57 215V214H56ZM80 215V214H79ZM88 215V214H87ZM243 215V214H242ZM241 215V216H242ZM246 214H244L243 216H245ZM58 216V215H57ZM84 216H86L85 214H84ZM83 216V217H84ZM96 216V215H95ZM3 217H1V219L3 218ZM11 217V216H10ZM30 217H26L27 218V224H24L23 226H26V225H28V223L30 222V221H32V222H30L31 223V225H34V223H33V217H32V219L33 220H30V221H28L29 219H31ZM40 216H38V218H39ZM46 217V216H45ZM52 217V216H51ZM56 217V216H55ZM62 217H63V213H62ZM98 217V216H97ZM102 217H99V218H101V220L103 219ZM105 217H106V219H105ZM261 218H263L262 216H260ZM29 218V219H28ZM37 218V217H36ZM90 218V217H89ZM15 219V218H14ZM14 219H12V220H14ZM49 219V218H48ZM78 219V218H77ZM81 219H82V217H81ZM3 220V219H2ZM9 219H7V221H8ZM11 220V219H10ZM22 220V219H21ZM37 220H39V219H37ZM75 220V219H74ZM80 220V219H79ZM82 220H84V219H82ZM86 220V219H85ZM101 220H100V223H101ZM262 220V219H261ZM260 220V221H261ZM18 221V220H17ZM16 221V222H17ZM23 221H24V219H23ZM49 221V220H48ZM47 221V222H48ZM56 221H57V218H56ZM59 221V220H58ZM90 221V220H89ZM92 221H90V224L92 223ZM99 221V220H98ZM15 222V223H16ZM46 222V223H47ZM103 222V221H102ZM9 223H10V221H9ZM21 223H23V222H21ZM33 223V224H32ZM37 222H35V224H36ZM52 223V222H51ZM59 223V222H58ZM97 223V224H96ZM96 223H95V226L97 225L98 226V224H100L99 222H97V219H96ZM55 224V223H54ZM80 224V223H79ZM21 225V224H20ZM30 225V224H29ZM39 225H41V223L39 224ZM49 225L51 226V224L49 223ZM92 225V224H91ZM93 225H94V223H93ZM101 225V224H100ZM99 225V226H100ZM15 226V225H14ZM50 226L48 227V228H50ZM56 226V225H55ZM59 226V225H58ZM78 226V225H77ZM80 226H82V225H79V227ZM16 227H18V225H16ZM16 227H15V231H16V233H19L20 232V229H19V231H17L18 229H16ZM26 227H29V228H26V229H24L26 232L27 231H29V232H34V231H37L36 233H35V235H38V230L40 229V226H39V229L38 230H36V229H34V231H33V229H32V231L31 230H28V229H31L30 228V226H26ZM33 227H35V226H33ZM32 227V228H33ZM42 227V226H41ZM74 227V226H73ZM83 227V226H82ZM1 228V227H0ZM8 229H6L5 228V226L3 227V228H1L0 229V232H1V234H3L2 232L3 231H8L10 228V230L9 231H11V230H13V227L11 226V227H7ZM58 228V230L60 229L59 227H57ZM3 229V230H2ZM73 229V228H72ZM76 229V228H75ZM47 230H49V229H47ZM6 231V232H7ZM8 231V232H9ZM14 231V230H13ZM15 231L13 232V234H15ZM40 231V230H39ZM50 231H51V229H50ZM80 231V230H79ZM7 232V233H8ZM23 232V230H22V233L23 234H20V235H22V237H26V236H29V235H26V234H28L29 232ZM56 232V231H55ZM65 232V231H64ZM68 232V231H67ZM259 232V231H258ZM69 233V232H68ZM78 233H80V232H78ZM83 233V232H82ZM6 234V233H5ZM4 234V235H5ZM32 234V233H31ZM45 234V236H47V234H48V231H47V234H46V232L45 233H43V235ZM57 234H58V232H57ZM66 234L67 233H65L64 234V236H66ZM77 234V233H76ZM75 233L74 234H71L72 235V237H73V235L75 236L76 235ZM9 235V237L10 236H12V233H10V234H8ZM17 235V234H16ZM69 235V234H68ZM68 235H67V237H68ZM71 235H69L70 237H71ZM45 236H42L40 239L39 238H37V239H39V240H43V237H45ZM12 237H16V236H12ZM18 237H21V236H18ZM71 237V238H72ZM77 237V236H76ZM64 237H62V239H63ZM69 238V237H68ZM65 239H66V237H65ZM67 240V239H66ZM79 240H80V238H79ZM84 240V239H83ZM48 241H50V242H53L52 241V238L51 239H49ZM47 241V242H48ZM70 241H71V239H70ZM81 241V240H80ZM15 242V241H14ZM17 242V241H16ZM47 242H46V244H47ZM58 242H60V243H57L56 242V239H55V245H53V246H55V248H57L58 246H59V244H61L62 242L61 241H59L58 240ZM77 242H78V240H77ZM18 243V246L20 245L21 247H22V249H18V247L16 246V245H13L12 243H10V242H7V241H1L0 240V246H1V248H0V264H53V263H55V262H57V258L55 257V256H53V255H49V254H47V251L48 250H46V251H44V252H46V254H43V253H38V249L37 248H35L34 246H36L35 244H33V243H30L31 244V247H30V245H29V249L27 248V250L25 249L24 250V247L23 246H27V244L28 243H25V242H23V243H20V242H17ZM67 243H69V241L67 242ZM66 243V244H67ZM76 243V242H75ZM22 244H24V245H22ZM50 244V243H49ZM63 244V243H62ZM60 245L59 247H62L63 245ZM70 244V243H69ZM210 244H212V243H209V246H210ZM34 245V246H33ZM71 245V244H70ZM57 246V247H56ZM66 246V245H65ZM67 246H69V245H67ZM124 246V245H123ZM123 246H122V248H123ZM37 247V246H36ZM40 247V246H39ZM84 247H86V246H84ZM88 247V246H87ZM126 247V246H125ZM26 248V247H25ZM52 248V247H51ZM64 248V247H63ZM127 248V247H126ZM41 249H43V250H45L46 248L45 247H43L42 246V248L40 247V249L39 250H41ZM78 249V248H77ZM81 249L83 250L84 248H82L81 247ZM81 249L79 250V251H81ZM91 249V248H90ZM120 249V248H119ZM125 249V248H124ZM116 250H117V248H116ZM115 250V251H116ZM123 250V249H122ZM121 250V251H122ZM56 251V250H55ZM78 251V250H77ZM79 251H78V253H79ZM90 251V250H89ZM115 251H114V253L113 252H111L110 254H115ZM51 251H49V253H50ZM83 253V252H82ZM50 254H53V253H50ZM71 254V253H70ZM85 254V253H84ZM109 254V253H108ZM108 254L106 255V256H108ZM69 255V254H68ZM87 255V254H86ZM99 254H97V256H98ZM105 255V254H104ZM103 255V256H104ZM71 256V255H70ZM81 256V255H80ZM82 256H84L83 254H82ZM106 256H104V258L106 257ZM124 256V255H123ZM94 257V256H93ZM93 257H91V258H93ZM100 257H102V255L100 256ZM110 257H111V255H110ZM109 257V258H110ZM63 258H65V257H63ZM61 259V260H63V261H66V260H68V259ZM72 258V257H71ZM80 258V257H79ZM79 258H78V260H79ZM82 258H84V257H82ZM86 258V257H85ZM88 258V257H87ZM91 258H89V259H91ZM114 258V257H113ZM117 258H119V256L118 257H116V259ZM125 258V257H124ZM77 259V258H76ZM81 259V258H80ZM128 259V258H127ZM82 260V259H81ZM85 260V259H84ZM94 260V259H93ZM93 260H92V262H93ZM97 260V259H96ZM123 260H125V259H123ZM121 261L119 264H126V262L125 261ZM63 261H58L59 262V264H62V262ZM69 261V260H68ZM58 262H57V264H58ZM67 262V261H66ZM77 263V262H79V261H73L72 263L73 264H75V263ZM96 262V261H95ZM118 262H119V260H118ZM70 263V262H69ZM68 262L67 263H65V264H69ZM91 263V262H90ZM130 264V262H127V264ZM64 264V263H63ZM77 264H81V263H77ZM97 264V263H96Z\"/></svg>",
	"mask_w": 264,
	"mask_h": 264
}]
</instances>
